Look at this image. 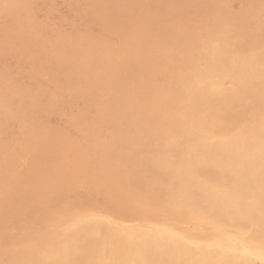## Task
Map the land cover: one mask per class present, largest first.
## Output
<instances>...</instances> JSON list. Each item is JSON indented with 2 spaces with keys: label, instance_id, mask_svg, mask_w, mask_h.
Returning a JSON list of instances; mask_svg holds the SVG:
<instances>
[{
  "label": "rangeland",
  "instance_id": "rangeland-1",
  "mask_svg": "<svg viewBox=\"0 0 264 264\" xmlns=\"http://www.w3.org/2000/svg\"><path fill=\"white\" fill-rule=\"evenodd\" d=\"M0 1H2V3L0 2V16L2 17V18H0V25L2 26V27L0 26V28H2V29H0V31L2 30L0 32L1 33L0 35L4 36V37L0 36V41H1L0 43L2 44V45L0 44V47H1L0 52L2 53V54L0 53V56H3L0 59V61H1L0 62V72H1L0 73V78H1L0 79V90H1L0 91V105H2V106H0V113H1L0 114V116H1V118H0V120H1L0 121V143H1L0 144V159L2 160V161L0 160V178L2 179V180L0 179V184L4 179H6V177L9 181H11V180L15 181V180L21 179L25 176L28 177V174H29V177L33 176V177L37 178L38 175H41L40 173H42L45 168H50L51 170H54V175L50 176L53 178V180L51 179V183H50L51 187H50V191H49L47 198L50 196V194H52V192H53L52 190H56L60 194L62 193L60 195L62 198L59 196L61 202L59 201V204H58V202L53 203L52 200H49L50 199V197H49V199H48L49 201L45 202V204L41 207L40 211H38L39 212L38 215H40L39 219L41 220V222L46 223L48 220L57 219L58 217H61V219L64 220L68 217L77 216L81 213L82 214L85 213V214H92V215L94 214V215L107 216V217L111 218L112 220L117 221L120 227H125V228L131 229V228H138V227L142 226V224H143L142 219L150 217L151 219L153 218L152 219L153 222L158 224V225H166V226H169L171 228H176V229L181 230V231L186 232V233H191V232L195 231L196 222H201V223L210 224V226L214 228V229H210L211 232L212 231H220V232L225 233L226 235L228 234L229 236H234V238L235 237H238V238L244 237L245 239H248L250 241H252V240L264 241V212H262V214L259 216H255L253 214V208L258 207V206H259V208H261V207L264 208V2H263L264 0H259L260 2L258 0H255V1L254 0H241V1L240 0H221V1L220 0H208V1L202 0L203 4H204V2L206 3L204 5L205 7L203 5H201L198 10H192V12L190 11V13H186L183 11L184 12V14H183V12H178V16H174V18L170 19L169 21L156 22L157 24L152 23V21L149 19L148 16H147L148 18L146 17V15H148L149 13L147 10V5H146L147 2L144 0H143L144 3L139 2V4L136 1L137 5H135L134 0H132V1L126 0V2H125V0H113V1L109 0V2H108V0L107 1H105V0H100V1L99 0H71V1H69V0H52V1L51 0H46V1L45 0H35V1L29 0V1H27V0H25L27 2L28 6L26 5L24 0H20L23 3L19 2L18 0H5V1L0 0ZM10 1H12L13 4ZM75 1L77 4L75 3ZM97 1L100 2L101 4L104 1H105V3H103V5H101L99 3L100 4L99 5L97 3ZM152 1L155 2V0H152ZM184 1H187V0H184ZM8 2H10V3H8ZM61 2H63V4ZM93 2H95L97 5ZM116 2L119 3V6H118V3H116ZM124 2H125V4H123ZM129 3L131 5L133 3V5L131 6ZM11 4L14 6H12ZM66 4H67V6H66ZM108 4H111L110 6H112L113 16H112V9ZM114 4L116 6H114ZM57 5H60V7H57ZM73 5L74 6L76 5L75 6L76 8ZM105 5H107V6H105ZM6 6H7V9H5ZM101 6L104 9H102ZM227 6H229V7H227ZM45 7H47V8H45ZM90 7H92V10L89 9ZM95 7H96V9H95ZM97 7L100 8L102 11L100 9H98ZM117 7H118L119 12L117 11ZM215 7H216L217 11L215 10ZM16 8H19V10L18 9L16 10ZM122 8H123V10H121ZM137 8H140V10L141 9L142 10L140 11ZM225 8H227V9H225ZM72 9H75V11L74 10L71 11ZM106 9L107 10L109 9V11H111V13L107 12ZM115 9H116V11H115ZM6 10H7V12H6ZM15 10H16V12H15ZM45 10H46V12H45ZM47 10H48V12H47ZM90 10H91V12H90ZM94 10L96 12H94ZM132 10L133 11L135 10V11L132 12ZM137 10H138V12H137ZM144 10H146L147 12H145ZM207 10L209 12H211V11L212 12L209 13ZM226 10H227V12H226ZM11 11H13V13ZM18 11H20V12H18ZM21 11H23V12H21ZM54 11H56V12H54ZM123 11L125 12V15H124ZM128 11L130 13L127 14ZM197 11H198V14H197ZM82 12L85 14H83ZM104 12H106L108 15ZM135 12H137V13H135ZM239 12H241V13H239ZM91 13H92V15H91ZM119 13L123 14V15L118 16ZM233 13H234V15H232ZM237 13H239V15H237ZM2 14L5 16H3ZM9 14H11V15H9ZM96 14H97V16H95ZM135 14L138 15L137 19L134 17V16H136ZM8 15H9V17L11 16L10 18H12V19L8 18ZM46 15H48V17ZM54 15H56V16H54ZM78 15H80V16H78ZM192 15H194V16H192ZM197 15H199V16H197ZM131 16H133V17H131ZM25 17L28 19H26ZM95 17L96 18L98 17V18L96 19ZM101 17H102V19H104L103 21H102ZM215 17H216V19H215ZM235 17H236V19H234ZM105 18L108 19L109 21L106 20ZM132 18H134V21H135L134 25L135 26L133 25L134 21L132 20ZM145 18H147L148 21ZM188 18H190V19H188ZM251 18H253V19H251ZM1 19H3L2 20L3 23L1 21ZM18 19H19V21H18ZM48 19L50 21H48ZM54 19H56V20H54ZM71 19H73V20H71ZM91 19H92V21H91ZM198 19L200 21L202 20V22H200ZM231 19H233V20H231ZM6 20L10 21V23L7 22ZM11 20L12 21L14 20L15 22L13 21L14 22L13 23ZM78 20H80L79 21L80 23L78 22ZM94 20H95V23H94ZM96 20H97V22H96ZM144 20H145V22H144ZM209 20H210V22H209ZM223 20L226 22H224ZM26 21H27V23H26ZM60 21H62V22H60ZM118 21H120V22H118ZM137 21H138V24H137ZM142 21H143L144 26L142 25ZM240 21H241V23H240ZM258 21H260V22H258ZM150 22L153 25L154 24L155 25L152 26ZM197 22L198 23L200 22V24H197ZM250 22H252V23H250ZM261 22H262V24H261ZM107 23L109 25H112L113 23H115L118 27L115 24H113L112 25L113 28L111 26L108 28L109 25ZM187 23H188V25H186ZM14 24H15V27H14ZM16 24H17V28H16ZM51 24H54V25L49 27ZM99 24H101V25H99ZM136 24L139 25V27ZM140 24H141V26H143L142 28H141ZM160 24H162V25H160ZM164 24L166 25V27H164L165 26ZM234 24H236V26ZM8 25H10V26H8ZM18 25H22V26H18ZM26 25H27V28H26ZM73 25H75V26H73ZM130 25H131V27H130ZM176 25H178V26L175 27ZM259 25H260V27H259ZM148 26H149V28H148ZM182 26L184 27V29ZM189 26H191L192 28ZM74 27H76V28H74ZM119 27L120 28L122 27V28L118 29ZM127 27L129 28V30L127 29ZM230 27L232 29V30L230 29L231 31L229 30ZM5 28H6V30H9V31H7L9 33V35L6 32ZM169 28L170 29L172 28V29L170 30ZM14 29H15V31H13ZM88 29H89V31H88ZM218 29H219V31H217ZM227 29L229 30V32H225ZM254 29H256V30H254ZM35 30H36V32H35ZM53 30H59V31L54 32ZM82 30H84V31H82ZM86 30L88 31V33ZM96 30L98 32H96ZM130 30H132V31H130ZM139 30H142V31H139ZM148 30H150V31H148ZM183 30L185 32H183ZM206 30L208 32H206ZM257 30H259V32ZM10 31H11V33H10ZM106 31H108V32H106ZM119 31L120 32L122 31V32L120 33ZM161 31L163 33H161ZM80 32H82V34H80ZM166 32L169 33V35ZM178 32H179V35H178ZM180 32H181V34H180ZM248 32H250L252 35ZM13 33H15V35ZM54 33H56V34H54ZM69 33H70V35H69ZM122 33H123V35H121ZM133 33L136 36L133 35ZM144 33H145V37H144ZM219 33H220V35H219ZM234 33H235V35H234ZM19 34H20V36H19ZM27 34H29V35H27ZM30 34H32V35H30ZM76 34H77V36L80 35L79 38L76 37ZM101 34L103 36H100ZM174 34L177 35L176 39L175 38L173 39V36L175 37ZM247 34H250L251 36L247 35ZM6 35H8V36L6 37ZM10 35L15 36V37H10ZM53 35H56V37H54ZM163 35L165 37L164 39H163V37H161ZM221 35H223V36H221ZM226 35H227V37H226ZM230 35H232V36H230ZM246 35H247V37H246ZM45 36H48V37H45ZM87 36H89L90 38ZM147 36H150L151 38L147 37ZM38 37H39V39H38ZM190 37H192V39ZM195 37H197V38H195ZM261 37H263V38H261ZM14 38H16V39H14ZM124 38H126V39L124 40ZM149 38L152 39L153 41L152 40L150 41ZM160 38H161L162 42H161V40L158 41V39H160ZM205 38H207V39H205ZM258 38H260V39H258ZM18 39H20L21 41H19ZM26 39H28V41ZM60 39H61V41H60ZM63 39H65V40H63ZM139 39H141V41ZM180 39H181V41H179ZM197 39H199V40H197ZM12 40H15V42ZM241 40L245 44L241 43L242 42ZM22 41L25 44H23ZM80 41H82V42H80ZM128 41H130L131 44H129ZM143 41H145L144 44H143ZM146 41L147 42L149 41V42L147 43ZM175 41H177V42L175 43ZM16 42L17 43L19 42V43L17 44ZM27 42H29L30 44L26 45V44H28ZM50 42H51L52 46H51ZM93 42H95V43H93ZM115 42H116V44H115ZM141 42H142V44H141ZM153 42H155V43H153ZM254 42H256V43H254ZM8 43H9V45H8ZM37 43H40L42 47H40V44H37ZM53 43H57V44L53 45ZM59 43H60V45L62 44L63 46L62 45L60 46ZM71 43H73V44H71ZM133 43H134V45H132ZM178 43H179V45L180 44L181 45L180 46L177 45ZM210 43H211V45H210ZM65 44H67V45H65ZM70 44H71V46H70ZM96 44H98L99 46ZM161 44H163V45H161ZM24 45H25V47H24ZM31 45H32V47H30ZM94 45H96V46H94ZM121 45H124V47ZM150 45L153 47H150ZM21 46H22V48H21ZM54 46H56V47H54ZM129 46H130V48L132 46V48L130 49ZM133 46H135L136 48ZM138 46H140V47H138ZM141 46L143 48H141ZM12 47L14 48V50ZM35 47H36V49H35ZM51 47H53V48H51ZM59 47H61L62 49ZM155 47H156V49H155ZM234 47H236V48H234ZM87 48H88V50H87ZM172 48H174V49H172ZM4 49H6V50H4ZM59 49H61V50L59 51ZM149 49H152L153 51H151ZM184 49H186L187 52ZM145 50H148V51H145ZM160 50H163V51H160ZM192 50L195 52H193ZM174 51L176 54L174 53ZM144 52H146L147 54L146 53L144 54ZM153 52H155V53H153ZM6 53H7L8 57H7ZM193 53H194V55H193ZM29 54H31V55H29ZM41 54H43V56ZM130 54L132 56H130ZM4 55H5V57H4ZM37 55H38V57H37ZM113 55H114V57H113ZM144 55H146V56H144ZM176 55H178V56H176ZM181 55L183 56L184 62L181 61L182 60ZM33 56H35L36 58ZM88 56H90V57H88ZM86 57H88V58H86ZM135 57H136V59H135ZM193 57H194V59H193ZM3 58H5V59L3 60ZM9 58H11V60ZM139 60H141V61H139ZM84 61H86V62H84ZM247 61H249V63ZM3 62H5L6 64H4ZM54 62H56V63H54ZM102 62H103V64H102ZM12 63H14V64H12ZM18 63H20V65ZM36 63H38V65ZM54 64H56V66H53ZM3 65L5 66L4 68H2ZM39 65L42 67H40ZM105 65L107 66L106 68H105ZM131 65L133 68L130 67ZM190 65H191V67H190ZM113 66H114V68H113ZM48 67H49V70H47ZM97 67H98V69H97ZM177 67H178V69H177ZM184 67H185V69L186 68L187 69L185 70ZM188 67H190V68H188ZM32 68H34V69H32ZM69 68H71V69H69ZM108 68H109L110 72L108 71ZM26 69L27 70L30 69L29 72ZM53 69H54V71H57V75H58L57 80L58 81L56 80L57 75L54 74L56 72H54ZM103 69L104 70L106 69V70L103 71ZM127 69H128V72H130V73L127 72ZM131 69H133V70H131ZM38 70H41V71H38ZM42 70H43V72H42ZM72 70H74V71H72ZM97 70H98V72H97ZM170 70L172 71V73L175 71L174 75L171 73ZM30 71H31V74H30ZM66 71H67V73H66ZM118 71H121V72L119 73ZM100 72H102L103 75ZM122 72H123V74H122ZM131 72L134 74L131 75ZM135 72H136V74H135ZM190 72H192L193 74H191ZM90 73H92L93 75H95V74H97V75H95L93 77V75ZM183 73H185V75ZM3 74H4V76H3ZM236 74H238V75H236ZM5 75H6V77H5ZM27 75L28 76L30 75L29 76L30 78L27 77ZM47 75L49 76V78ZM52 75H53L54 79H53ZM110 75L111 76L114 75V77H111ZM125 75H127V76H125ZM134 75H135V77H134ZM60 76H61V79H60ZM97 76L100 79H98ZM105 77H106V79H105ZM110 77H111L112 82L109 80ZM6 78H9V80ZM114 78H115V80H114ZM125 78H127V79H125ZM131 78H133V79H131ZM136 78L137 79L139 78V79L137 80ZM171 78H172V80H171ZM17 79L19 80V82ZM84 79H85V81H84ZM86 80H90L91 82L86 81ZM101 80H103V82ZM106 80L109 81V84ZM125 80H126V82L123 83ZM136 80L139 82H137ZM47 81L48 82L50 81V83H48ZM88 82H89V84H88ZM92 82H93V84H91ZM113 82L116 83L117 85L115 84L116 85L115 86L114 84H112ZM148 82L150 84H148ZM157 82L158 83L163 82V83L158 84ZM76 83H78V84H76ZM174 83L176 85H174ZM100 84H101V86H100V88H98ZM118 84H119V86H118ZM1 85H2V87H1ZM88 85H89V87H87ZM93 85H96V86H93ZM113 85H114V87H113ZM130 85H132V86H130ZM163 85H164V87H163ZM170 85H171V87H170ZM78 86L81 88V90L83 92L85 91L83 93L84 94L83 96H82L81 90ZM165 86H166V88H165ZM175 86H176V88H175ZM8 87H10V89ZM20 87H21V90L19 89ZM54 87H57V88H54ZM83 87H84V90H83ZM92 87H95V88L92 89ZM111 87H112V89H111ZM116 87H117V89H116ZM143 87L144 88L146 87L145 90ZM157 87L159 90L161 88V90H160L161 94L159 93V90L157 89ZM4 88H7L8 90L4 89ZM16 88H18V89H16ZM86 88H87V90H86ZM121 88H123V89H121ZM133 88H134V90H133ZM147 88H149L150 91ZM23 89H24V91H23ZM71 89L74 92H72ZM135 89L136 90L138 89L137 93L133 92V91H135ZM178 90H180V91L178 92ZM40 91H42V92H40ZM86 91H87V93H86ZM119 91H121V92H119ZM165 91L167 93H164ZM168 91L172 95L169 94ZM2 92H5V93H3L4 95L1 94ZM15 92H16V94H14ZM117 92H118V94H117ZM126 92H128L129 96L126 95L127 94ZM131 92L134 93V95H132ZM141 92H143L144 95ZM182 92H183V94H182ZM54 93H56V94L58 93V94L56 95ZM112 93H114L116 95H113ZM130 93H131V95H130ZM153 93H155L154 94L155 96L153 95ZM179 93H180V95H179ZM33 94L35 96H33ZM121 94L122 95L124 94V95L122 96ZM166 94H168V95H166ZM12 95H13V97H12ZM111 95H113V96H111ZM157 95L162 96L164 99L162 97H158ZM2 96L4 97L3 99H1ZM7 96H9V97H7ZM52 96H54V97L57 96V99L53 98ZM77 96L79 99L77 98ZM114 96L117 98L115 99ZM118 96L120 97V99H118L119 98ZM40 97H42L43 99ZM84 97H85V99H84ZM90 97H91V99H90ZM107 97H108V99H107ZM31 98H33L34 101ZM174 98H175V100H174ZM178 98L180 101L178 100ZM181 98H182V100H181ZM11 99L14 102H16V101H18V102L14 103ZM19 99H20V101H19ZM21 99L23 100V102ZM35 99H36V101H35ZM37 99H38V102H37ZM46 99H47V101H46ZM64 99H67V101H65ZM114 99L116 100V102ZM117 99L120 100V102ZM162 99L165 100V102H163ZM108 100H110V101H108ZM128 100H130V101H128ZM131 100H132V102H131ZM159 100L162 102H159ZM170 100H174V101H170ZM7 101L9 102V104L7 103ZM49 101H52V102L49 103ZM166 101L168 103H166ZM36 102L38 105H35ZM86 102H88V103H86ZM100 102H101V104H100ZM126 102L128 105H125ZM153 102H155V103H153ZM41 103H44V105ZM68 103H70V104H68ZM71 103H72V105H71ZM116 103H118V104H116ZM135 103H136L137 108L139 107L137 109L138 113H136ZM138 103H139V105H138ZM148 103H149V105H148ZM173 103H174V105H173ZM39 104L43 107H41ZM57 104L59 106L61 104V106L59 107ZM93 104L95 107L92 106ZM156 104H158L157 106L159 108L156 106ZM96 105L99 109H97ZM102 105H103V108H102ZM110 105L111 106L113 105V106L111 107ZM131 105H132V107H131ZM152 105H153V107H151ZM170 105H173V106L171 107ZM13 106H14V108H13ZM38 106L40 107L39 110H38ZM127 106H128V108H127ZM166 106H168V107H166ZM6 107L10 108V109H7ZM20 107H21V109H20ZM75 107L77 110L75 109ZM80 107H82L83 109L81 108L82 110H79ZM58 108H60V109H58ZM109 108L111 110L113 108V110L111 111ZM115 108H117V110ZM168 108H170V109L168 110ZM48 109L51 111H49ZM160 109H162V110H160ZM3 110H5V112ZM128 110L132 111V112H129ZM133 110H134V112H133ZM16 111L18 113H16ZM47 111H48V113H47ZM52 111L54 113H52ZM56 111H57V113H56ZM64 111H65V113H64ZM77 111L79 114L77 113ZM98 111H100V112L102 111L104 113L102 114V112L100 113ZM159 111L160 112L162 111V112L159 113ZM172 111L173 112L175 111V112L173 113ZM193 111H195V112H193ZM3 112L5 113V115L7 113V115L6 116L3 115L4 114ZM8 112H10V113H8ZM97 112L100 114H97ZM157 112L159 115H161L162 117L164 116V117L163 118L161 116L159 117ZM27 113L30 115H27ZM114 113H116L115 115L117 117L114 115L112 116V114H114ZM130 113L131 114L133 113L134 116L131 115ZM153 113H154V115H153ZM66 114H68V115H66ZM138 114H140L141 117ZM150 114L153 116V119H152V116ZM97 115H99V116H97ZM222 115H224V116H222ZM70 116H71V118L72 117L73 118L71 119ZM129 116H131V117H129ZM146 116L150 117V118H147ZM38 117H40V118H38ZM62 117H64V118H62ZM111 117L113 120L111 119ZM127 117H129V121H127L128 120ZM65 118H67V120ZM100 118H102V119H100ZM104 118H105V120H104ZM118 118H119V120H118ZM38 119H39V121H38ZM78 119H79V121H77ZM92 119L93 120L96 119V120L93 121ZM133 119H134V121H133ZM136 119H137V121H136ZM146 119H148V120H146ZM224 119H226V120L224 121ZM30 120L33 121L34 123L31 122ZM154 120L155 121L157 120V121L155 122ZM98 121H100V122H98ZM107 121H108V123H107ZM135 121L137 122V124ZM7 122H9V123L7 124ZM48 122H50V123H48ZM94 122L95 123L97 122L96 125ZM151 122H153L154 125L151 124ZM233 122H234V124H233ZM36 123H37V125H36ZM43 123H44V125H43ZM80 123H81V125H79ZM93 123H94V125H92ZM23 124H25V125H23ZM49 124H51V126ZM54 124H56L57 128H56V126H54ZM99 124L101 126H103V128ZM107 124H110L112 127L107 125ZM118 124L120 126H118ZM17 125H18V127H17ZM34 126L36 127V129ZM66 126H67V128H66ZM99 126H100V128H99ZM75 127H76V129L74 130ZM134 127H136V128H134ZM22 128H23V131H22ZM136 129H138L139 131ZM52 130H53V132H52ZM66 130H67V132H66ZM89 130H92V131H89ZM150 130L151 131L153 130L154 132L151 133ZM158 130H159V132H158ZM2 131H4L5 133H2ZM87 131L90 133V136H89V133ZM99 131H101V132L99 133ZM143 131H144V133H143ZM9 132H11V133L9 134ZM25 132H26V134H25ZM133 132H134V134H133ZM138 132H139V134L142 132L141 133L142 136L139 135ZM113 133H114V137L112 135ZM148 133H150V134H148ZM28 134L31 135V136H29V139H28ZM33 134H34V136H33ZM48 134H51V135H48ZM98 134H100V135H98ZM117 134H118V136H117ZM124 135H126V136L124 137ZM48 136H50L49 137L50 139H51V137H53L52 138L53 140L52 139L50 140L48 138ZM147 136L149 139H147ZM120 137L123 141L120 139ZM129 137H131V138H129ZM155 137L157 139V142H156ZM159 137L162 140H160ZM25 138H27L28 140ZM56 138H58L59 140ZM100 138H101V140H100ZM115 138H116V140H115ZM124 138H125V140H124ZM23 139H24V141H22ZM39 139L40 140L42 139V140L40 141ZM4 140L6 142H4ZM46 140H49V141L47 142ZM62 140H64L65 142ZM82 140H85V141H82ZM86 140L88 141V143ZM93 140H94V142H93ZM97 140H99L100 142ZM25 141H27V142H25ZM50 141H52L53 143ZM71 141H73V143ZM75 141H76V144H75ZM115 141H116V143H114ZM117 141H118V143H117ZM124 141H126V142H124ZM37 142L40 144H38ZM67 142H68V144H67ZM110 142L112 145H110ZM2 143H3V146H2ZM92 143H94V144H92ZM107 143L111 149L108 148V146L106 145ZM121 143H123L124 146H122ZM125 143L127 146L125 145ZM136 143H137V145L140 143L138 147H137ZM159 143H161V144H159ZM35 144H37V146H35ZM17 145H19L20 147H18ZM51 145H52V147H51ZM94 145H95V147H94ZM103 145H104V147H103ZM152 145H154L153 146L154 149H153ZM210 145H211V147H210ZM54 146H56V147H54ZM98 146H99V148H98ZM11 147H12V149H11ZM53 147L56 149H54ZM80 147H82V148H80ZM85 147L87 148V151H86ZM141 147H143V148H141ZM3 148H5V149H3ZM130 148H131V150H130ZM140 148H141V150H139ZM6 149H7V151H6ZM26 149H27V151H26ZM143 149H145V151ZM158 149H159V151H158ZM45 150H46V152H45ZM62 150L65 153H63ZM104 150H105V152H104ZM109 150L112 152H110ZM151 150H152V152H151ZM191 150L195 151L196 153L192 154ZM32 151H34V152H32ZM40 151L42 153H40ZM70 151H72V153ZM106 151H108V152H106ZM130 151H132V152H130ZM43 152H45L46 154ZM47 152H48V155H47ZM80 152L81 153L83 152V154H81ZM59 153L62 156L61 155L59 156ZM110 153H112V154H110ZM63 154H65V155H63ZM45 155H47L48 157ZM68 156H70V157H68ZM83 156L87 161V162L85 161L87 163L84 165L85 167L83 166V164L85 163V162L83 163V160H84ZM102 156H103V158H102ZM121 156H124V157H121ZM126 156L128 157V159ZM72 157L73 158L75 157V158L73 159ZM79 157H81V158H79ZM31 158H33V160H31ZM46 158H47V160H46ZM95 158L97 161L95 160ZM122 158H124L123 161H122ZM37 159H38V162H37ZM68 159H69V161H68ZM77 159H78V161H77ZM93 159H94V161H93ZM61 160H63L64 162ZM31 161H33V162L31 163ZM42 162H44V163H42ZM79 162H81V163L79 164ZM112 162H114V163H112ZM62 163H64V164H62ZM66 163H68V165H66ZM99 163H100V165H99ZM59 164H61V165H59ZM2 165H4V166H2ZM46 165L48 167H46ZM53 165L56 167H54ZM79 165H82V167ZM111 165H113L112 166L113 168L111 167ZM117 165H118V167H116ZM119 165L121 167L122 166H124V167L119 168L120 167ZM90 166L91 167L93 166L92 167L93 169ZM23 167H25V168H23ZM105 167H106V170H105ZM61 168H63V169H61ZM81 168L82 169L84 168V169L82 170ZM30 169L33 170V172H31ZM40 169H42V170H40ZM62 170H65V171H62ZM94 170H95V172H94ZM101 170H102V172H101ZM109 170L111 171L112 174L109 172ZM116 170H118V171H116ZM128 170H130V171H128ZM139 170H141V171L139 172ZM13 171H14V174H13ZM76 171H77V174H76ZM107 171H108V175H107ZM122 171H124V172H122ZM64 172H65V174H64ZM69 172H70V174H69ZM92 172L95 173L96 176L93 174L95 176V178L92 175ZM104 172H105V174H104ZM4 173H6L8 175H5ZM22 173L24 176L22 175ZM25 173H26V175H25ZM100 173H102V176ZM118 173L120 176L117 175ZM136 173H138V175ZM106 175H107V177H106ZM110 175H112V176H110ZM129 175L132 177H130ZM140 175H144V176L141 177ZM12 176H14V177L12 178ZM16 176H17V179H15ZM54 176H56V177H54ZM88 176H90L89 177L90 180H88L89 179ZM18 177H21V178H18ZM61 177H63V178H61ZM96 177L98 179L97 182L100 184L101 187H100V191L98 192V194H96V196H94L95 197L94 200L87 201L85 199L86 201H84L83 204L81 202V205H79V206L75 203L70 204V201L71 202H73V201L71 199L69 200V197L73 193H74L73 195L79 194L77 196L83 200H84L83 197H85V198L87 197L88 192L86 190L92 184V182L96 181ZM139 177H140V180H138ZM143 177H144V179H142ZM67 178H69L71 181ZM105 178H108L109 180L105 179ZM101 179H102V181H101ZM88 181H90V182H88ZM29 183H34V182H29ZM86 183H88L89 186H88V184L86 185ZM54 184H56V185H54ZM109 184H111V185H109ZM117 184H118V186H117ZM119 184L120 185L123 184V186L125 185L124 186L125 188L123 186H120ZM138 184H139V186H138ZM102 185H103V187H102ZM127 185H129L131 188ZM54 186H56V187H54ZM52 187L54 189H52ZM71 187L73 188V190L71 189ZM107 187L111 188V189H107ZM121 187H123V188H121ZM84 189H86V190H84ZM129 189L132 193L129 191ZM104 190H106V191H104ZM118 190H120V191H118ZM146 190H147V192H146ZM111 191H113L115 194ZM127 192H128V194H127ZM69 193H71V194H69ZM83 193H84V195H83ZM100 193L102 195H100ZM132 194L136 198L131 196ZM140 194L142 195V197L140 196ZM124 195H125V197H124ZM143 195H144V197H143ZM6 198H7L6 195H4L2 192H0V201H1L0 202V208L5 205V203L7 201ZM153 198H155V199H153ZM158 198H160V199H158ZM52 199H53V195H52ZM64 199H65V204H64ZM95 199L97 201H95ZM106 199H107V201H106ZM171 199H173V200L171 201ZM2 200H3V202H2ZM124 201H125V203H124ZM49 202L50 203L52 202V203L50 204ZM1 203H3V204H1ZM72 204H73V206H72ZM94 204L96 206H94ZM62 206H63V208H62ZM86 206H88V207H86ZM117 206H119V207H117ZM162 206H164V207H162ZM89 207H91V208H89ZM60 208H62V209L60 210ZM126 208H127V210H126ZM51 209H53V211ZM104 209H105V211H104ZM163 209H164V211H163ZM123 210H125V211H123ZM132 210L134 211V213ZM160 210H162V211L160 212ZM121 211H123V212H121ZM111 212H113V213H111ZM118 213H120V214H118ZM125 213L127 215L129 214V215H133V216L128 217ZM121 215H123V216H121ZM47 217L49 219H47ZM125 218L126 219L129 218V219L126 220ZM132 219H134V220H132ZM132 222H134V223H132ZM34 227H33V230H34L35 234L40 232L38 226H36L35 228ZM2 232H5V233L9 234L10 236L13 235L12 238L14 236L18 237V238L14 237V239H16L15 241H17L20 237V231L16 228L6 229L5 231H2ZM119 236L121 237V235L120 234L118 235V240L116 239L113 241V244H115V245L106 251L105 257H102V256L99 257V254H97L98 251H96V252L87 251L86 253H85V251L77 252L76 255L74 256L73 264H82L81 261L83 262V264H85V263L86 264H90V263L91 264H103V263L104 264H138L139 258L143 257L144 255L147 258V264H202V262L207 257H210V258L213 257L214 258L216 256V254L214 253V251H215L214 248H209L207 252L203 251L200 254L194 253V254H189V255H183V253H185V252L182 253V249L179 251L176 247L173 248V247L168 246L162 253H160L159 251H153V253H152L151 251L154 249L153 242L149 239H143V240H140L138 242V248L134 247V249L130 251V253H132V255H131V258L129 259L128 255H130V253L126 254L125 249H124V242H122L123 243L122 250L119 249V252L117 250H115L117 248L116 245H118V243L120 241H122ZM108 239H109V235H105L104 240H108ZM90 243H92L90 237L83 235V236H81L79 248L80 247L82 248V246H83V248L90 247L93 244V243L92 244H90ZM21 245H22V243L19 245L18 244H12V245H10V247L7 248V251H17ZM191 250H192V248H191ZM7 251H5V252H7ZM11 253H13V252H11ZM83 253H85V254H83ZM8 257L9 256H7V258L6 257L2 258L0 261V264L1 263L2 264H6V263L10 264L12 262V259H10L11 255L9 258ZM8 259L10 261H8ZM78 259H80V260H78ZM211 264H213V262Z\"/></svg>",
  "mask_w": 264,
  "mask_h": 264
},
{
  "label": "bare ground",
  "instance_id": "bare-ground-1",
  "mask_svg": "<svg viewBox=\"0 0 264 264\" xmlns=\"http://www.w3.org/2000/svg\"><path fill=\"white\" fill-rule=\"evenodd\" d=\"M5 1V0H4ZM19 2H22V1H20V0H18ZM25 1V0H24ZM27 1H29V0H27ZM35 1V0H34ZM46 1V0H45ZM52 1V0H51ZM69 1H71V0H69ZM100 1V0H99ZM105 1H107V0H105ZM105 1L103 2V3H105ZM113 1V0H112ZM132 1V0H131ZM136 1H137V3L139 4V2H142V3H144V1H146L147 2V10H148V15H146V17L148 16L149 17V19L152 21V23H156V22H161V21H169L170 19H172V18H174V16H178V12H186V13H190V11L192 12V10H198L199 8H200V6L201 5H205L206 3L204 2V4H203V2H202V0H187V1H184V0H155V2L154 1H152V0H134V2H135V5H137L136 4ZM208 1V0H207ZM221 1V0H220ZM241 1V0H240ZM255 1V0H254ZM259 1V0H258ZM257 1V2H258ZM1 3H2V1H0ZM10 2H12V1H10ZM10 2H8V3H10ZM32 2V1H31ZM44 2V1H43ZM108 2H109V0H108ZM111 2V1H110ZM121 2V1H120ZM125 2H126V0H125ZM125 2L123 3V4H125ZM216 2V1H215ZM252 2V1H251ZM260 2V1H259ZM264 2V1H263ZM6 3V2H5ZM17 3V2H16ZM23 3V2H22ZM25 3H26V5L28 6V4H27V2L25 1ZM33 3V2H32ZM48 3V2H47ZM62 4H63V2H61ZM75 3H76V1H75ZM79 3V2H78ZM93 3H95V2H93ZM97 3L99 4L100 2H98L97 1ZM103 3L101 4V5H103ZM116 3H118V2H116ZM253 3V2H252ZM12 4H13V2H12ZM11 4V5H12ZM19 4V3H18ZM17 4V5H18ZM21 4V3H20ZM34 4V3H33ZM77 4V3H76ZM85 4V3H84ZM88 4V3H87ZM92 4V3H91ZM90 4V5H91ZM96 4V3H95ZM99 4V5H100ZM128 4V3H127ZM130 4V3H129ZM263 4V3H262ZM4 5V4H3ZM9 5V4H8ZM24 5V4H23ZM32 5V4H31ZM69 5V4H68ZM79 5V4H78ZM89 5V4H88ZM94 5V4H93ZM97 5V4H96ZM109 6L111 5V4H108ZM131 5V4H130ZM132 5H133V3H132ZM131 5V6H132ZM134 5V6H135ZM142 5V4H141ZM10 6V5H9ZM8 6V7H9ZM12 6H14V5H12ZM16 6V5H15ZM26 6V7H27ZM47 6V5H46ZM66 6H67V4H66ZM74 6V5H73ZM76 6V5H75ZM74 6V7H75ZM86 6V5H85ZM105 6H107V5H105ZM114 6H116L115 4H114ZM118 6H119V3H118ZM140 6V5H139ZM3 7V6H2ZM30 7V6H29ZM33 7V6H32ZM40 7V6H39ZM57 7H60V5H57ZM64 7V6H63ZM84 7V6H83ZM82 7V8H83ZM87 7V6H86ZM89 7V6H88ZM99 7V6H98ZM97 7V8H98ZM102 7V6H101ZM111 7V9H112V6H110ZM122 7V6H121ZM136 7V6H135ZM205 7V6H204ZM227 7H229V6H227ZM14 8V7H13ZM28 8V7H27ZM26 8V9H27ZM37 8V7H36ZM45 8H47V7H45ZM50 8V7H49ZM54 8V7H53ZM76 8V7H75ZM78 8V7H77ZM106 8V7H105ZM116 8V7H115ZM128 8V7H127ZM132 8V7H131ZM142 8V7H141ZM256 8V7H255ZM5 9H7V6H6V8ZM4 9V10H5ZM15 9V8H14ZM19 10V8H16V10ZM21 9V8H20ZM42 9V8H41ZM85 9V8H84ZM88 9V8H87ZM86 9V10H87ZM89 9H91L92 10V7H90ZM95 9H96V7H95ZM98 9H100V8H98ZM102 9H104L103 7H102ZM125 9V8H124ZM129 9V8H128ZM127 9V10H128ZM133 9V8H132ZM137 9H139L140 10V8H137ZM143 9V8H142ZM141 9V10H142ZM146 9V8H145ZM203 9V8H202ZM210 9V8H209ZM219 9V8H218ZM221 9V8H220ZM225 9H227V8H225ZM230 9V8H229ZM16 10H15V12H16ZM37 10V9H36ZM59 10V9H58ZM63 10V9H62ZM61 10V11H62ZM69 10V9H68ZM75 11V9H72L71 11ZM79 10V9H78ZM83 10V9H82ZM91 10H90V12H91ZM101 10V9H100ZM99 10V11H100ZM107 10V9H106ZM121 10H123V8L121 9ZM140 10V11H141ZM215 10H216V7H215ZM234 10V9H233ZM43 11V10H42ZM80 11V10H79ZM98 11V10H97ZM102 11V10H101ZM104 11V10H103ZM115 11H116V9H115ZM117 11L119 12V10H118V7H117ZM126 11V10H125ZM135 11V10H134ZM133 10H132V12H134ZM145 12H147L146 10H144ZM202 11V10H201ZM208 11V10H207ZM214 11V10H213ZM217 11V10H216ZM215 11V12H216ZM222 11V10H221ZM232 11V10H231ZM230 11V12H231ZM6 12H7V10H6ZM12 13H13V11H11ZM18 12H20V11H18ZM21 12H23V11H21ZM39 12V11H38ZM44 12V11H43ZM45 12H46V10H45ZM47 12H48V10H47ZM50 12V11H49ZM52 12V11H51ZM54 12H56V11H54ZM94 12H96L95 10H94ZM107 12H110L111 13V11H109V9L107 10ZM124 12V11H123ZM137 12H138V10H137ZM137 12H135V13H137ZM184 12H183V14H184ZM209 12V11H208ZM212 12V11H211ZM211 12H209V13H211ZM225 12V11H224ZM226 12H227V10H226ZM242 12V11H241ZM241 12H239V13H241ZM75 13V12H74ZM83 13V12H82ZM93 13V12H92ZM92 13H91V15H92ZM104 13H106V12H104ZM103 13V14H104ZM109 13V14H110ZM128 13H130L129 11L127 12V14ZM205 13V12H204ZM203 13V14H204ZM214 13V12H213ZM218 13V12H217ZM235 13V12H234ZM234 13L232 14V15H234ZM239 13H237V15H239ZM243 13V12H242ZM15 14V13H14ZM40 14V13H39ZM54 14V13H53ZM63 14V13H62ZM83 14H85V13H83ZM89 14V13H88ZM95 14V13H94ZM98 14V13H97ZM97 14L95 15V16H97ZM107 14V13H106ZM134 14V13H133ZM144 14V13H143ZM197 14H198V11H197ZM236 14V13H235ZM244 14V13H243ZM3 15V14H2ZM9 15H11V14H9ZM9 15H8V18H10L9 17ZM75 15V14H74ZM87 15V14H86ZM101 15V14H100ZM108 15V14H107ZM123 14H118V16H122ZM124 15H125V12H124ZM130 15V14H129ZM128 15V16H129ZM136 16H134L136 19H137V14H135ZM181 15V14H180ZM189 15V14H188ZM196 15V14H195ZM211 15V14H210ZM3 16H5V15H3ZM27 16V15H26ZM47 17H48V15H46ZM54 16H56V15H54ZM78 16H80V15H78ZM99 16V15H98ZM104 16V15H103ZM112 16H113V9H112ZM192 16H194V15H192ZM197 16H199V15H197ZM202 16V15H201ZM204 16V15H203ZM208 16V15H207ZM222 16V15H221ZM220 16V17H221ZM236 16V15H235ZM241 16V15H240ZM14 17V16H13ZM21 17V16H20ZM106 17V16H105ZM115 17V16H114ZM124 17V16H123ZM127 17V16H126ZM131 17H133V16H131ZM130 17V18H131ZM140 17V16H139ZM147 17V18H148ZM182 17V16H181ZM186 17V16H185ZM190 17V16H189ZM206 17V16H205ZM209 17V16H208ZM242 17V16H241ZM240 17V18H241ZM255 17V16H254ZM0 18H2L1 16H0ZM18 18V17H17ZM16 18V19H17ZM23 18V17H22ZM26 18V17H25ZM41 18V17H40ZM45 18V17H44ZM53 18V17H52ZM68 18V17H67ZM84 18V17H83ZM89 18V17H88ZM92 18V17H91ZM94 18V17H93ZM96 18V17H95ZM98 18V17H97ZM96 18V19H97ZM147 18H145L146 20H147ZM201 18V17H200ZM203 18V17H202ZM213 18V17H212ZM239 18V19H240ZM244 18V17H243ZM260 18V17H259ZM10 19H12V18H10ZM21 19V18H20ZM26 19H28V18H26ZM43 19V18H42ZM59 19V18H58ZM62 19V18H61ZM70 19V18H69ZM75 19V18H74ZM77 19V18H76ZM81 19V18H80ZM101 19H102V17H101ZM100 19V20H101ZM106 19V18H105ZM110 19V18H109ZM113 19V18H112ZM119 19V18H118ZM124 19V18H123ZM135 19V20H136ZM180 19V18H179ZM184 19V18H183ZM188 19H190V18H188ZM194 19V18H193ZM215 19H216V17H215ZM224 19V18H223ZM234 19H236V17L234 18ZM251 19H253V18H251ZM3 19H1V21H2ZM15 20V19H14ZM13 20V21H14ZM54 20H56V19H54ZM64 20V19H63ZM62 20V21H63ZM71 20H73V19H71ZM70 20V21H71ZM104 19H102V21H103ZM106 20H108V19H106ZM117 20V19H116ZM115 20V21H116ZM121 20V19H120ZM132 20L134 21V18H132ZM199 20V19H198ZM197 20V21H198ZM214 20V19H213ZM231 20H233V19H231ZM249 20V19H248ZM247 20V21H248ZM257 20V19H256ZM7 21V20H6ZM12 21V20H11ZM12 21V22H13ZM17 21V20H16ZM18 21H19V19H18ZM28 21V20H27ZM27 21H26V23H27ZM48 21H50L49 19H48ZM58 21V20H57ZM62 21H60V22H62ZM80 20H78V22H79ZM83 21V20H82ZM88 21V20H87ZM91 21H92V19H91ZM109 21V20H108ZM113 21V20H112ZM114 21V22H115ZM123 21V20H122ZM129 21V20H128ZM148 21V20H147ZM173 21V20H172ZM186 21V20H185ZM191 21V20H190ZM200 21V20H199ZM219 21V20H218ZM221 21V20H220ZM224 21V20H223ZM228 21V20H227ZM7 22H9L10 23V21H7ZM15 22V21H14ZM13 22V23H14ZM43 22V21H42ZM45 22V21H44ZM72 22V21H71ZM70 22V23H71ZM76 22V21H75ZM74 22V23H75ZM96 22H97V20H96ZM118 22H120V21H118ZM132 22V21H131ZM144 22H145V20H144ZM177 22V21H176ZM179 22V21H178ZM200 22H202V20L200 21ZM200 22L198 23L197 22V24H200ZM209 22H210V20H209ZM224 22H226V21H224ZM231 22V21H230ZM246 22V21H245ZM258 22H260V21H258ZM2 23H3V21H2ZM21 23V22H20ZM52 23V22H51ZM69 23V24H70ZM80 23V22H79ZM87 23V22H86ZM94 23H95V20H94ZM101 23V22H100ZM109 23V22H108ZM107 23V24H108ZM133 23V22H132ZM141 23V22H140ZM151 23V22H150ZM151 23V25L152 26H154L153 24ZM164 23V22H163ZM167 23V22H166ZM174 23V22H173ZM189 23V22H188ZM188 23L186 24V25H188ZM237 23V22H236ZM240 23H241V21H240ZM250 23H252V22H250ZM7 24V23H6ZM19 24V23H18ZM33 24V23H32ZM48 24V23H47ZM66 24V23H65ZM64 24V25H65ZM85 24V23H84ZM88 24V23H87ZM97 24V23H96ZM106 24V23H105ZM112 24V23H111ZM113 24H115V23H113ZM112 24V25H113ZM121 24V23H120ZM135 24V21H134V23H133V25ZM137 24H138V21H137ZM136 24V25H137ZM147 24V23H146ZM157 24V23H156ZM203 24V23H202ZM213 24V23H212ZM219 24V23H218ZM225 24V23H224ZM229 24V23H228ZM261 24H262V22H261ZM4 25V24H3ZM12 25V24H11ZM23 25V24H22ZM22 25H18V26H22ZM54 24H51L49 27H51V26H53ZM79 25V24H78ZM86 25V24H85ZM99 25H101V24H99ZM98 25V26H99ZM109 25V24H108ZM112 25H109L108 26V28L111 26L112 27ZM116 25V24H115ZM142 25H143V21H142ZM160 25H162V24H160ZM159 25V26H160ZM165 25V24H164ZM163 25V26H164ZM182 25V24H181ZM185 25V26H186ZM205 25V24H204ZM208 25V24H207ZM235 26H236V24H234ZM1 26V25H0ZM8 26H10V25H8ZM13 26V25H12ZM66 26V25H65ZM73 26H75V25H73ZM88 26V25H87ZM90 26V25H89ZM94 26V25H93ZM117 26V25H116ZM120 26V25H119ZM128 26V25H127ZM135 26V25H134ZM138 27H139V25H137ZM136 26V27H137ZM140 26H141V24H140ZM144 26V25H143ZM143 26H141V28L143 27ZM150 26V25H149ZM149 26H148V28H149ZM157 26V25H156ZM169 26V25H168ZM178 25H176L175 27H177ZM180 26V25H179ZM192 26V25H191ZM191 26H189V27H191ZM198 26V25H197ZM196 26V27H197ZM212 26V25H211ZM224 26V25H223ZM231 26V25H230ZM238 26V25H237ZM2 27V26H1ZM14 27H15V24H14ZM80 27V26H79ZM86 27V26H85ZM107 27V26H106ZM118 27V26H117ZM116 27V28H117ZM130 27H131V25H130ZM151 27V26H150ZM162 27V26H161ZM164 27H166V25L164 26ZM183 27V26H182ZM195 27V28H196ZM208 27V26H207ZM206 27V28H207ZM218 27V26H217ZM255 27V26H254ZM253 27V28H254ZM259 27H260V25H259ZM16 28H17V24H16ZM19 28V27H18ZM26 28H27V25H26ZM35 28V27H34ZM58 28V27H57ZM74 28H76V27H74ZM84 28V27H83ZM99 28V27H98ZM105 28V27H104ZM113 28V27H112ZM111 28V29H112ZM122 28V27H121ZM120 27L118 28V29H121ZM160 28V27H159ZM168 28V27H167ZM192 28V27H191ZM190 28V29H191ZM0 29H2V28H0ZM4 29V28H3ZM30 29V28H29ZM72 29V28H71ZM85 29V28H84ZM92 29V28H91ZM96 29V28H95ZM117 29V30H118ZM124 29V28H123ZM127 29L129 30V28L127 27ZM137 29V28H136ZM139 29V28H138ZM146 29V28H145ZM163 29V28H162ZM165 29V28H164ZM170 29V28H169ZM172 29V28H171ZM170 29V30H171ZM183 29H184V27H183ZM220 29V28H219ZM219 29L217 30V31H219ZM231 29V27L229 28V30ZM5 30H6V28H5ZM12 30V29H11ZM34 30V29H33ZM61 30V29H60ZM67 30V29H66ZM73 30V29H72ZM103 30V29H102ZM101 30V31H102ZM109 30V29H108ZM125 30V29H124ZM153 30V29H152ZM151 30V31H152ZM166 30V29H165ZM175 30V29H174ZM221 30V29H220ZM228 30V29H227ZM225 31V32H229V30L228 31ZM232 30V29H231ZM230 30V31H231ZM253 30V29H252ZM254 30H256V29H254ZM2 31V30H1ZM0 31V32H1ZM7 31H9V30H6V32ZM13 31H15V29L13 30ZM29 31V30H28ZM54 32H56V31H59V30H53ZM82 31H84V30H82ZM87 31V30H86ZM85 31V32H86ZM88 31H89V29H88ZM88 31H87V33H88ZM130 31H132V30H130ZM139 31H142V30H139ZM148 31H150V30H148ZM159 31V30H158ZM164 31V30H163ZM176 31V30H175ZM180 31V30H179ZM182 31V30H181ZM190 31V30H189ZM196 31V30H195ZM215 31V30H214ZM245 31V30H244ZM249 31V30H248ZM258 32H259V30H257ZM30 32V31H29ZM35 32H36V30H35ZM50 32V31H49ZM61 32V31H60ZM63 32V31H62ZM69 32V31H68ZM71 32V31H70ZM78 32V31H77ZM91 32V31H90ZM96 32H98L97 30H96ZM106 32H108V31H106ZM120 32V31H119ZM122 32V31H121ZM120 32V33H121ZM129 32V31H128ZM135 32V31H134ZM145 32V31H144ZM169 32V31H168ZM183 32H185L184 30H183ZM206 32H208L207 30H206ZM213 32V31H212ZM243 32V31H242ZM3 33V32H2ZM8 33V32H7ZM10 33H11V31H10ZM16 33V32H15ZM15 33H13L14 35H15ZM21 33V32H20ZM25 33V32H24ZM67 33V32H66ZM76 33V32H75ZM93 33V32H92ZM112 33V32H111ZM114 33V32H113ZM118 33V32H117ZM125 33V32H124ZM132 33V32H131ZM139 33V32H138ZM154 33V32H153ZM161 33H163L162 31H161ZM167 33V32H166ZM173 33V32H172ZM177 33V32H176ZM187 33V32H186ZM196 33V32H195ZM236 33V32H235ZM235 33H234V35H235ZM248 33H250V32H248ZM255 33V32H254ZM262 33V32H261ZM1 34V33H0ZM33 34V33H32ZM32 34H30V35H32ZM54 34H56V33H54ZM65 34V33H64ZM80 34H82V32H80ZM86 34V33H85ZM94 34V33H93ZM103 34V33H102ZM100 35V36H103V35ZM109 34V33H108ZM119 34V33H118ZM126 34V33H125ZM137 34V33H136ZM158 34V33H157ZM168 35H169V33H167ZM180 34H181V32H180ZM206 34V33H205ZM210 34V33H209ZM215 34V33H214ZM222 34V33H221ZM228 34V33H227ZM237 34V33H236ZM243 34V33H242ZM246 34V33H245ZM251 34V33H250ZM250 34H247V35H250ZM5 35V34H4ZM8 35H9V33H8ZM8 35H6V37L8 36ZM27 35H29V34H27ZM47 35V34H46ZM69 35H70V33H69ZM87 35V34H86ZM96 35V34H95ZM121 35H123V33L121 34ZM120 35V36H121ZM130 35V34H129ZM133 35H135L134 33H133ZM149 35V34H148ZM153 35V34H152ZM159 35V34H158ZM166 35V34H165ZM167 35V36H168ZM175 35V34H174ZM178 35H179V32H178ZM183 35V34H182ZM181 35V36H182ZM218 35V34H217ZM219 35H220V33H219ZM225 35V34H224ZM233 35V36H234ZM240 35V34H239ZM247 35H246V37H247ZM252 35V34H251ZM250 35V36H251ZM255 35V34H254ZM261 35V34H260ZM0 36H3V35H0ZM19 36H20V34H19ZM54 37H56V35H53ZM72 36V35H71ZM80 36V35H79ZM79 36H77V34H76V37H78L79 38ZM112 36V35H111ZM127 36V35H126ZM125 36V37H126ZM136 36V35H135ZM140 36V35H139ZM171 36V35H170ZM176 36L177 35H175V37L173 36V39L175 38L176 39ZM221 36H223V35H221ZM230 36H232V35H230ZM229 36V37H230ZM244 36V35H243ZM263 36V35H262ZM4 37V36H3ZM10 37H15V36H12V35H10ZM17 37V36H16ZM27 37V36H26ZM29 37V36H28ZM41 37V36H40ZM45 37H48V36H45ZM59 37V36H58ZM61 37V36H60ZM69 37V36H68ZM67 37V38H68ZM82 37V36H81ZM85 37V36H84ZM87 37H89V36H87ZM144 37H145V33H144ZM147 37H150V36H147ZM159 37V36H158ZM157 37V38H158ZM161 37H163V39L165 38L164 37V35L163 36H161ZM185 37V36H184ZM189 37V36H188ZM207 37V36H206ZM226 37H227V35H226ZM255 37V36H254ZM19 38V37H18ZM90 38V37H89ZM135 38V37H134ZM151 38V37H150ZM149 38V39H150ZM155 38V37H154ZM178 38V37H177ZM191 39H192V37H190ZM195 38H197V37H195ZM225 38V37H224ZM249 38V37H248ZM261 38H263V37H261ZM14 39H16V38H14ZM38 39H39V37H38ZM126 38H124V40H125ZM128 39V38H127ZM144 39V38H143ZM146 39V38H145ZM171 39V38H170ZM187 39V38H186ZM205 39H207V38H205ZM212 39V38H211ZM220 39V38H219ZM226 39V38H225ZM250 39V38H249ZM258 39H260V38H258ZM4 40V39H3ZM19 41H21L20 39H18ZM27 41H28V39H26ZM63 40H65V39H63ZM106 40V39H105ZM121 40V39H120ZM129 40V39H128ZM138 40V39H137ZM140 41H141V39H139ZM152 39H150V41H151ZM161 40V38L160 39H158V41H160ZM197 40H199V39H197ZM227 40V39H226ZM12 41H14L15 42V40H12ZM57 41V40H56ZM60 41H61V39H60ZM88 41V40H87ZM90 41V40H89ZM133 41V40H132ZM153 41V40H152ZM157 41V42H158ZM168 41V40H167ZM179 41H181V39L179 40ZM185 41V40H184ZM229 41V40H228ZM242 41V40H241ZM245 41V40H244ZM1 42V41H0ZM23 42V41H22ZM44 42V41H43ZM77 42V41H76ZM80 42H82V41H80ZM91 42V41H90ZM98 42V41H97ZM124 42V41H123ZM126 42V41H125ZM129 42V44H131V42L130 41H128ZM144 42L145 41H143V44H144ZM147 42V41H146ZM149 42V41H148ZM147 42V43H148ZM161 42H162V40H161ZM171 42V41H170ZM174 42V41H173ZM177 41H175V43H176ZM183 42V41H182ZM187 42V41H186ZM196 42V41H195ZM205 42V41H204ZM217 42V41H216ZM230 42V41H229ZM240 42V41H239ZM249 42V41H248ZM11 43V42H10ZM17 43V42H16ZM19 43V42H18ZM17 43V44H18ZM21 43V42H20ZM28 44H26V45H29L30 43L29 42H27ZM67 43V42H66ZM86 43V42H85ZM93 43H95V42H93ZM99 43V42H98ZM121 43V42H120ZM119 43V44H120ZM153 43H155V42H153ZM164 43V42H163ZM188 43V42H187ZM241 43H244L243 41L241 42ZM250 43V42H249ZM254 43H256V42H254ZM263 43V42H262ZM1 44V43H0ZM23 44H25L24 42H23ZM37 44H40V43H37ZM44 44V43H43ZM50 44H51V42H50ZM54 44H57V43H53V45ZM69 44V43H68ZM71 44H73V43H71ZM71 44H70V46H71ZM115 44H116V42H115ZM118 44V45H119ZM122 44V43H121ZM141 44H142V42H141ZM140 44V45H141ZM150 44V43H149ZM174 44V43H173ZM207 44V43H206ZM205 44V45H206ZM245 44V43H244ZM2 45V44H1ZM4 45V44H3ZM8 45H9V43H8ZM59 45H60V43H59ZM62 45V44H61ZM60 45V46H61ZM65 45H67V44H65ZM75 45V44H74ZM77 45V44H76ZM90 45V44H89ZM93 45V44H92ZM96 45H98V44H96ZM96 45H94V46H96ZM125 45V44H124ZM124 45H121V46H123L124 47ZM127 45V44H126ZM132 45H134V43L132 44ZM136 45V44H135ZM161 45H163V44H161ZM166 45V44H165ZM170 45V44H169ZM177 45H179V43L177 44ZM181 45V44H180ZM179 45V46H180ZM193 45V44H192ZM202 45V44H201ZM210 45H211V43H210ZM249 45V44H248ZM7 46V45H6ZM13 46V45H12ZM17 46V45H16ZM20 46V45H19ZM39 46V45H38ZM49 46V45H48ZM51 46H52V44H51ZM63 46V45H62ZM99 46V45H98ZM97 46V47H98ZM128 46V45H127ZM147 46V45H146ZM168 46V45H167ZM166 46V47H167ZM173 46V45H172ZM176 46V45H175ZM185 46V45H184ZM11 47V46H10ZM24 47H25V45H24ZM28 47V46H27ZM30 47H32V45L30 46ZM37 47V46H36ZM36 47H35V49H36ZM40 47H42L41 46V44H40ZM54 47H56V46H54ZM69 47V46H68ZM90 47V46H89ZM92 47V46H91ZM108 47V46H107ZM133 47H135V46H133ZM138 47H140V46H138ZM148 47V46H147ZM150 47H153V46H151L150 45ZM160 47V46H159ZM202 47V46H201ZM256 47V46H255ZM258 47V46H257ZM1 48V47H0ZM8 48V47H7ZM13 48V47H12ZM21 48H22V46H21ZM39 48V47H38ZM51 48H53V47H51ZM59 48H61V47H59ZM70 48V47H69ZM73 48V47H72ZM129 48H130V46H129ZM131 48H132V46H131ZM130 48V49H131ZM136 48V47H135ZM141 48H143L142 46H141ZM165 48V47H164ZM181 48V47H180ZM179 48V49H180ZM188 48V47H187ZM234 48H236V47H234ZM246 48V47H245ZM28 49V48H27ZM40 49V48H39ZM62 49V48H61ZM61 49H59V51L61 50ZM78 49V48H77ZM91 49V48H90ZM104 49V48H103ZM138 49V48H137ZM155 49H156V47H155ZM167 49V48H166ZM165 49V50H166ZM172 49H174V48H172ZM196 49V48H195ZM200 49V48H199ZM251 49V48H250ZM4 50H6V49H4ZM13 50H14V48H13ZM21 50V49H20ZM58 50V49H57ZM64 50V49H63ZM66 50V49H65ZM83 50V49H82ZM87 50H88V48H87ZM92 50V49H91ZM97 50V49H96ZM95 50V51H96ZM108 50V49H107ZM144 50V49H143ZM149 50H151V51H153L152 49H149ZM186 52H187V50L186 49H184ZM197 50V49H196ZM206 50V49H205ZM247 50V49H246ZM249 50V49H248ZM253 50V49H252ZM255 50V49H254ZM2 51V50H1ZM26 51V50H25ZM90 51V50H89ZM98 51V50H97ZM117 51V50H116ZM133 51V50H132ZM131 51V52H132ZM137 51V50H136ZM145 51H148V50H145ZM159 51V50H158ZM160 51H163V50H160ZM167 51V50H166ZM177 51V50H176ZM193 51V50H192ZM199 51V50H198ZM203 51V50H202ZM201 51V52H202ZM257 51V50H256ZM4 52V51H3ZM8 52V51H7ZM18 52V51H17ZM62 52V51H61ZM103 52V51H102ZM113 52V51H112ZM129 52V51H128ZM134 52V51H133ZM142 52V51H141ZM193 52H195V51H193ZM1 53V52H0ZM9 53V52H8ZM14 53V52H13ZM16 53V52H15ZM40 53V52H39ZM44 53V52H43ZM139 53V52H138ZM146 52H144V54H145ZM152 53V52H151ZM153 53H155V52H153ZM160 53V52H159ZM171 53V52H170ZM174 53H175V51H174ZM241 53V52H240ZM256 53V52H255ZM2 54V53H1ZM114 54V53H113ZM133 54V53H132ZM136 54V53H135ZM147 54V53H146ZM150 54V53H149ZM158 54V53H157ZM176 54V53H175ZM178 54V53H177ZM182 54V53H181ZM6 55H7V53H6ZM20 55V54H19ZM28 55V54H27ZM29 55H31V54H29ZM33 55V54H32ZM42 56H43V54H41ZM50 55V54H49ZM48 55V56H49ZM67 55V54H66ZM128 55V54H127ZM171 55V54H170ZM193 55H194V53H193ZM197 55V54H196ZM238 55V54H237ZM84 56V55H83ZM95 56V55H94ZM112 56V55H111ZM130 56H132L131 54H130ZM129 56V57H130ZM136 56V55H135ZM144 56H146V55H144ZM153 56V55H152ZM173 56V55H172ZM176 56H178V55H176ZM182 56V55H181ZM252 56V55H251ZM3 56H0V59L2 58ZM4 57H5V55H4ZM7 57H8V55H7ZM14 57V56H13ZM33 57H35V56H33ZM37 57H38V55H37ZM40 57V56H39ZM80 57V56H79ZM88 57H90V56H88ZM88 57H86V58H88ZM98 57V56H97ZM113 57H114V55H113ZM134 57V56H133ZM204 57V56H203ZM238 57V56H237ZM12 58V57H11ZM11 58H9L10 60H11ZM16 58V57H15ZM23 58V57H22ZM32 58V57H31ZM36 58V57H35ZM139 58V57H138ZM145 58V57H144ZM182 58V60L181 61H183V56L181 57ZM245 58V57H244ZM5 58H3V60H4ZM8 59V58H7ZM20 59V58H19ZM90 59V58H89ZM98 59V58H97ZM135 59H136V57H135ZM193 59H194V57H193ZM240 59V58H239ZM14 60V59H13ZM21 60V59H20ZM31 60V59H30ZM36 60V59H35ZM40 60V59H39ZM82 60V59H81ZM93 60V59H92ZM91 60V61H92ZM177 60V59H176ZM186 60V59H185ZM243 60V59H242ZM6 61V60H5ZM34 61V60H33ZM37 61V60H36ZM46 61V60H45ZM100 61V60H99ZM124 61V60H123ZM133 61V60H132ZM139 61H141V60H139ZM174 61V60H173ZM187 61V60H186ZM185 61V62H186ZM197 61V60H196ZM195 61V62H196ZM1 62V61H0ZM12 62V61H11ZM22 62V61H21ZM28 62V61H27ZM61 62V61H60ZM84 62H86V61H84ZM118 62V61H117ZM116 62V63H117ZM135 62V61H134ZM133 62V63H134ZM184 62V61H183ZM242 62V61H241ZM248 63H249V61H247ZM4 64H6L5 62H3ZM8 63V62H7ZM45 63V62H44ZM54 63H56V62H54ZM58 63V62H57ZM107 63V62H106ZM123 63V62H122ZM127 63V62H126ZM170 63V62H169ZM9 64V63H8ZM12 64H14V63H12ZM19 65H20V63H18ZM37 65H38V63H36ZM47 64V63H46ZM61 64V63H60ZM76 64V63H75ZM102 64H103V62H102ZM101 64V65H102ZM105 64V63H104ZM125 64V63H124ZM180 64V63H179ZM191 64V63H190ZM197 64V63H196ZM241 64V63H240ZM33 65V64H32ZM41 65V64H40ZM39 65V66H40ZM59 65V64H58ZM127 65V64H126ZM130 65V64H129ZM135 65V64H134ZM170 65V64H169ZM184 65V64H183ZM188 65V64H187ZM47 66V65H46ZM53 66H56V64H54ZM98 66V65H97ZM5 66L3 65V67L2 68H4ZM23 67V66H22ZM30 67V66H29ZM33 67V66H32ZM40 67H42V66H40ZM39 67V68H40ZM82 67V66H81ZM94 67V66H93ZM96 67V66H95ZM101 67V66H100ZM107 66L105 65V68H106ZM121 67V66H120ZM127 67V66H126ZM130 67H132V65L130 66ZM136 67V66H135ZM190 67H191V65H190ZM190 67H188V68H190ZM10 68V67H9ZM24 68V67H23ZM31 68V67H30ZM66 68V67H65ZM113 68H114V66H113ZM124 68V67H123ZM133 68V67H132ZM7 69V68H6ZM5 69V70H6ZM25 69V68H24ZM32 69H34V68H32ZM43 69V68H42ZM63 69V68H62ZM61 69V70H62ZM69 69H71V68H69ZM79 69V68H78ZM83 69V68H82ZM97 69H98V67H97ZM177 69H178V67H177ZM181 69V68H180ZM184 69H185V67H184ZM187 69V68H186ZM185 69V70H186ZM242 69V68H241ZM11 70V69H10ZM15 70V69H14ZM19 70V69H18ZM27 70V69H26ZM30 70V69H29ZM29 70H27L28 72H29ZM47 70H49V67H48V69ZM76 70V69H75ZM88 70V69H87ZM106 70V69H105ZM104 69H103V71H105ZM122 70V69H121ZM130 70V69H129ZM131 70H133V69H131ZM135 70V69H134ZM172 70V69H171ZM170 70V71H171ZM194 70V69H193ZM236 70V69H235ZM2 71V70H1ZM38 71H41V70H38ZM53 71H54V69H53ZM72 71H74V70H72ZM79 71V70H78ZM81 71V70H80ZM83 71V70H82ZM95 71V70H94ZM101 71V70H100ZM108 71H109V68H108ZM113 71V70H112ZM111 71V72H112ZM36 72V71H35ZM42 72H43V70H42ZM54 72H56V73H54V74H56L57 75V71H54ZM77 72V71H76ZM91 72V71H90ZM97 72H98V70H97ZM110 72V71H109ZM119 73L121 72V71H118ZM124 72V71H123ZM123 72H122V74H123ZM127 72H128V69H127ZM137 72V71H136ZM136 72H135V74H136ZM175 72V71H174ZM174 72L172 73V71H171V73L174 75ZM1 73V72H0ZM18 73V72H17ZM27 73V72H26ZM37 73V72H36ZM41 73V72H40ZM61 73V72H60ZM66 73H67V71H66ZM71 73V72H70ZM79 73V72H78ZM101 74H102V72H100ZM128 73H130V72H128ZM138 73V72H137ZM143 73V72H142ZM169 73V72H168ZM182 73V72H181ZM180 73V74H181ZM191 74H193L192 72H190ZM247 73V72H246ZM30 74H31V71H30ZM51 74V73H50ZM53 74V73H52ZM62 74V73H61ZM76 74V73H75ZM90 74H92V73H90ZM89 74V75H90ZM95 74V73H94ZM99 74V73H98ZM113 74V73H112ZM116 74V73H115ZM132 74H134V73H132L131 72V75ZM179 74V73H178ZM184 75H185V73H183ZM40 75V74H39ZM43 75V74H42ZM49 75V74H48ZM47 75V76H48ZM60 75V74H59ZM63 75V74H62ZM65 75V74H64ZM71 75V74H70ZM80 75V74H79ZM88 75V76H89ZM93 75V74H92ZM95 75H97V74H95ZM95 75H93V77L95 76ZM103 75V74H102ZM106 75V74H105ZM109 75V74H108ZM121 75V74H120ZM128 75V74H127ZM127 75H125V76H127ZM236 75H238V74H236ZM3 76H4V74H3ZM12 76V75H11ZM18 76V75H17ZM30 76V75H29ZM28 75H27V77H29ZM34 76V75H33ZM74 76V75H73ZM76 76V75H75ZM99 76V75H98ZM97 76V78L98 79H100L99 77ZM111 76V75H110ZM117 76V75H116ZM141 76V75H140ZM143 76V75H142ZM171 76V75H170ZM192 76V75H191ZM5 77H6V75H5ZM15 77V76H14ZM32 77V76H31ZM46 77V76H45ZM52 77H53V75H52ZM101 77V76H100ZM111 77H114V75L113 76H111ZM111 77H110V81H111ZM134 77H135V75H134ZM173 77V76H172ZM179 77V76H178ZM236 77V76H235ZM13 78V77H12ZM17 78V77H16ZM30 78V77H29ZM34 78V77H33ZM42 78V77H41ZM48 78H49V76H48ZM57 78H58V75H57V77H56V80H57ZM77 78V77H76ZM84 78V77H83ZM129 78V77H128ZM169 78V77H168ZM181 78V77H180ZM184 78V77H183ZM182 78V79H183ZM1 79V78H0ZM6 79H8L9 80V78H6ZM35 79V78H34ZM53 79H54V77H53ZM60 79H61V76H60ZM78 79V78H77ZM87 79V78H86ZM92 79V78H91ZM97 79V80H98ZM105 79H106V77H105ZM118 79V78H117ZM124 79V78H123ZM125 79H127V78H125ZM131 79H133V78H131ZM130 79V80H131ZM137 79V78H136ZM139 79V78H138ZM137 79V80H138ZM176 79V78H175ZM186 79V78H185ZM189 79V78H188ZM14 80V79H13ZM18 80V79H17ZM28 80V79H27ZM41 80V79H40ZM104 80V79H103ZM103 80H101L102 82H103ZM108 80V79H107ZM106 80V81H107ZM113 80V79H112ZM114 80H115V78H114ZM119 80V79H118ZM129 80V81H130ZM136 80V81H137ZM145 80V79H144ZM149 80V79H148ZM171 80H172V78H171ZM177 80V79H176ZM2 81V80H1ZM12 81V80H11ZM21 81V80H20ZM54 81V80H53ZM58 81V80H57ZM71 81V80H70ZM69 81V82H70ZM83 81V80H82ZM81 81V82H82ZM84 81H85V79H84ZM86 81H89V82H91L90 80H86ZM94 81V80H93ZM100 81V80H99ZM120 81V80H119ZM185 81V80H184ZM240 81V80H239ZM245 81V80H244ZM18 82H19V80H18ZM48 82V81H47ZM66 82V81H65ZM89 82H88V84H89ZM108 82V84H109V81H107ZM112 82V81H111ZM116 82V81H115ZM126 82V80L123 82V83H125ZM131 82V81H130ZM133 82V81H132ZM135 82V81H134ZM137 82H139V81H137ZM154 82V81H153ZM152 82V83H153ZM167 82V81H166ZM172 82V81H171ZM183 82V81H182ZM181 82V83H182ZM5 83V82H4ZM16 83V82H15ZM48 83H50V81L48 82ZM80 83V82H79ZM83 83V82H82ZM87 83V82H86ZM98 83V82H97ZM145 83V82H144ZM158 83V82H157ZM161 83V82H160ZM160 83H158V84H160ZM163 83V82H162ZM161 83V84H162ZM179 83V82H178ZM13 84V83H12ZM40 84V83H39ZM62 84V83H61ZM71 84V83H70ZM76 84H78V83H76ZM91 84H93V82L91 83ZM107 84V83H106ZM112 84H116V83H112ZM122 84V83H121ZM129 84V83H128ZM148 84H150L149 82H148ZM154 84V83H153ZM157 84V85H158ZM170 84V83H169ZM6 85V84H5ZM16 85V84H15ZM23 85V84H22ZM26 85V84H25ZM30 85V84H29ZM63 85V84H62ZM74 85V84H73ZM82 85V84H81ZM86 85V84H85ZM98 85V84H97ZM105 85V84H104ZM114 85H113V87H114ZM117 85V84H116ZM115 85V86H116ZM152 85V84H151ZM174 85H176L175 83H174ZM179 85V84H178ZM7 86V85H6ZM28 86V85H27ZM91 86V85H90ZM93 86H96V85H93ZM100 86H101V84L99 85V87L98 88H100ZM118 86H119V84H118ZM128 86V85H127ZM130 86H132V85H130ZM150 86V85H149ZM162 86V85H161ZM167 86V85H166ZM166 86H165V88H166ZM173 86V85H172ZM185 86V85H184ZM1 87H2V85H1ZM11 87V86H10ZM10 87H8L9 89H10ZM14 87V86H13ZM12 87V88H13ZM18 87V86H17ZM39 87V86H38ZM67 87V86H66ZM74 87V86H73ZM79 87V86H78ZM77 87V88H78ZM87 87H89V85L87 86ZM105 87V86H104ZM103 87V88H104ZM122 87V86H121ZM125 87V86H124ZM163 87H164V85H163ZM162 87V88H163ZM170 87H171V85H170ZM178 87V86H177ZM180 87V86H179ZM11 88V89H12ZM31 88V87H30ZM40 88V87H39ZM54 88H57V87H54ZM62 88V87H61ZM68 88V87H67ZM80 88V87H79ZM78 88V89H79ZM91 88V87H90ZM93 88H95V87H92V89ZM120 88V87H119ZM129 88V87H128ZM131 88V87H130ZM144 88V87H143ZM146 88V87H145ZM145 88H144V90H145ZM150 88V87H149ZM149 88H147L148 90H149ZM154 88V87H153ZM175 88H176V86H175ZM174 88V89H175ZM4 89H7V88H4ZM16 89H18V88H16ZM20 90H21V87L19 88ZM41 89V88H40ZM50 89V88H49ZM111 89H112V87H111ZM110 89V90H111ZM116 89H117V87H116ZM121 89H123V88H121ZM132 89V88H131ZM155 89V88H154ZM157 89H158V87H157ZM168 89V88H167ZM172 89V88H171ZM178 89V88H177ZM8 90V89H7ZM13 90V89H12ZM11 90V91H12ZM15 90V89H14ZM19 90V91H20ZM27 90V89H26ZM38 90V89H37ZM47 90V89H46ZM58 90V89H57ZM69 90V89H68ZM72 90V89H71ZM75 90V89H74ZM80 90H81V88H80ZM79 90V91H80ZM83 90H84V87H83ZM86 90H87V88H86ZM96 90V89H95ZM125 90V89H124ZM123 90V91H124ZM133 90H134V88H133ZM138 90V89H137ZM137 90L135 89V91H133V92H136L137 93ZM156 90V89H155ZM159 90V89H158ZM160 90H161V88H160ZM160 90H159V93L161 94V92H160ZM165 90V89H164ZM169 90V89H168ZM1 91V90H0ZM23 91H24V89H23ZM43 91V90H42ZM42 91H40V92H42ZM97 91V90H96ZM127 91V90H126ZM130 91V90H129ZM143 91V90H142ZM150 91V90H149ZM170 91V90H169ZM168 91V92H169ZM180 90H178V92H179ZM36 92V91H35ZM48 92V91H47ZM50 92V91H49ZM72 92H74L73 90H72ZM85 92V91H84ZM82 90H81V93H82V96L84 95L83 93H84ZM119 92H121V91H119ZM139 92V91H138ZM146 92V91H145ZM177 92V91H176ZM185 92V91H184ZM249 92V91H248ZM3 93H5V92H2L1 94L2 95H4ZM10 93V92H9ZM8 93V94H9ZM24 93V92H23ZM61 93V92H60ZM59 93V94H60ZM86 93H87V91H86ZM110 93V92H109ZM115 93V92H114ZM114 93H112L113 95H116V94H114ZM127 94L126 95H128V92H126ZM132 93V92H131ZM131 93H130V95H131ZM143 95H144V93L143 92H141ZM151 93V92H150ZM156 93V92H155ZM155 93H153V95L155 94ZM164 93H167L166 91L164 92ZM175 93V92H174ZM181 93V92H180ZM180 93H179V95H180ZM14 94H16V92L14 93ZM18 94V93H17ZM52 94V93H51ZM54 94H56V93H54ZM58 94V93H57ZM56 94V95H57ZM90 94V93H89ZM94 94V93H93ZM101 94V93H100ZM117 94H118V92H117ZM120 94V93H119ZM169 94H171L170 92H169ZM182 94H183V92H182ZM248 94V93H247ZM43 95V94H42ZM48 95V94H47ZM62 95V94H61ZM87 95V94H86ZM92 95V94H91ZM113 95H111V96H113ZM122 95V94H121ZM124 95V94H123ZM122 95V96H123ZM132 95H134V93H132ZM166 95H168V94H166ZM172 95V94H171ZM244 95V94H243ZM33 96H35L34 94H33ZM50 96V95H49ZM93 96V95H92ZM107 96V95H106ZM129 96V95H128ZM147 96V95H146ZM155 96V95H154ZM158 96V95H157ZM156 96V97H157ZM178 96V95H177ZM176 96V97H177ZM197 96V95H196ZM233 96V95H232ZM7 97H9V96H7ZM12 97H13V95H12ZM39 97V96H38ZM53 98H56L57 99V96L56 97H54V96H52ZM119 97V96H118ZM131 97V96H130ZM133 97V96H132ZM148 97V96H147ZM153 97V96H152ZM158 97H162V96H158ZM166 97V96H165ZM245 97V96H244ZM4 97L2 96V98L1 99H3ZM40 98H42V97H40ZM65 98V97H64ZM75 98V97H74ZM77 98H78V96H77ZM89 98V97H88ZM114 98L116 99L117 97H115L114 96ZM122 98V97H121ZM124 98V97H123ZM134 98V97H133ZM149 98V97H148ZM154 98V97H153ZM152 98V99H153ZM163 98V97H162ZM167 98V97H166ZM171 98V97H170ZM6 99V98H5ZM4 99V100H5ZM14 99V98H13ZM33 101H34V99L33 98H31ZM39 99V98H38ZM38 99H37V102H38ZM43 99V98H42ZM71 99V98H70ZM76 99V98H75ZM79 99V98H78ZM77 99V100H78ZM84 99H85V97H84ZM90 99H91V97H90ZM107 99H108V97H107ZM106 99V100H107ZM114 99V100H115ZM118 99H120V97L118 98ZM117 99V100H118ZM125 99V98H124ZM127 99V98H126ZM132 99V98H131ZM157 99V98H156ZM164 99V98H163ZM162 99V100H163ZM232 99V98H231ZM7 100V99H6ZM9 100V99H8ZM12 100V99H11ZM22 100V99H21ZM50 100V99H49ZM65 101H67V99H64ZM105 100V99H104ZM113 100V101H114ZM147 100V99H146ZM168 100V99H167ZM174 100H175V98H174ZM174 100H170V101H174ZM177 100V99H176ZM178 100H179V98H178ZM181 100H182V98H181ZM13 101V100H12ZM19 101H20V99H19ZM35 101H36V99H35ZM46 101H47V99H46ZM72 101V100H71ZM99 101V100H98ZM108 101H110V100H108ZM107 101V102H108ZM112 101V100H111ZM119 102H120V100H118ZM117 101V102H118ZM123 101V100H122ZM125 101V100H124ZM128 101H130V100H128ZM137 101V100H136ZM144 101V100H143ZM151 101V100H150ZM169 101V100H168ZM180 101V100H179ZM178 101V102H179ZM11 102V101H10ZM14 102V101H13ZM18 101H16V102H14V103H17ZM22 102H23V100H22ZM37 102H36V104L35 105H38L37 104ZM40 102V101H39ZM45 102V101H44ZM50 102H52V101H49V103ZM77 102V101H76ZM106 102V103H107ZM115 102H116V100H115ZM131 102H132V100H131ZM148 102V101H147ZM159 102H162V101H160L159 100ZM158 102V103H159ZM163 102H165V100H163ZM176 102V101H175ZM7 103L9 104V102L7 101ZM6 103V104H7ZM21 103V102H20ZM47 103V102H46ZM57 103V102H56ZM63 103V102H62ZM85 103V102H84ZM86 103H88V102H86ZM93 103V102H92ZM125 103V102H124ZM150 103V102H149ZM149 103H148V105H149ZM153 103H155V102H153ZM166 103H168L167 101H166ZM172 103V102H171ZM180 103V102H179ZM5 104V105H6ZM13 104V103H12ZM11 104V105H12ZM41 104H43L44 105V103H41ZM52 104V103H51ZM68 104H70V103H68ZM100 104H101V102H100ZM116 104H118V103H116ZM152 104V103H151ZM40 105V104H39ZM58 105V104H57ZM63 105V104H62ZM71 105H72V103H71ZM99 105V104H98ZM109 105V104H108ZM125 105H128L127 104V102H126V104ZM133 105V104H132ZM132 105H131V107H132ZM138 105H139V103H138ZM147 105V104H146ZM158 104H156V106H157ZM162 105V104H161ZM167 105V104H166ZM173 105H174V103H173ZM173 105H170L171 107L173 106ZM178 105V104H177ZM0 106H2V105H0ZM7 106V105H6ZM24 106V105H23ZM33 106V105H32ZM41 106V105H40ZM48 106V105H47ZM59 106V105H58ZM60 106H61V104H60ZM59 106V107H60ZM93 107H95L94 106V104L92 105ZM105 106V105H104ZM111 106V105H110ZM113 106V105H112ZM111 106V107H112ZM115 106V105H114ZM135 106H136V103H135ZM176 106V105H175ZM237 106V105H236ZM5 107V106H4ZM37 107V106H36ZM41 107H43V106H41ZM46 107V106H45ZM51 107V106H50ZM71 107V106H70ZM83 107V106H82ZM82 107H80V109L79 110H82L83 108ZM87 107V106H86ZM96 107H97V105H96ZM117 107V106H116ZM119 107V106H118ZM142 107V106H141ZM148 107V106H147ZM151 107H153V105L151 106ZM158 107V106H157ZM166 107H168V106H166ZM177 107V106H176ZM175 107V108H176ZM2 108V107H1ZM7 108V107H6ZM13 108H14V106H13ZM12 108V109H13ZM17 108V107H16ZM15 108V109H16ZM39 106H38V110H39ZM74 108V107H73ZM82 108V109H81ZM102 108H103V105H102ZM114 108V107H113ZM113 108H112V110H113ZM120 108V107H119ZM122 108V107H121ZM126 108V107H125ZM127 108H128V106H127ZM139 108V107H138ZM137 106H136V113H138L137 112ZM143 108V107H142ZM141 108V109H142ZM159 108V107H158ZM231 108V107H230ZM7 109H10V108H7ZM20 109H21V107H20ZM58 109H60V108H58ZM57 109V110H58ZM75 109H76V107H75ZM97 109H99L98 107H97ZM110 109V108H109ZM116 110H117V108H115ZM114 109V110H115ZM154 109V108H153ZM157 109V108H156ZM155 109V110H156ZM170 108H168V110H169ZM177 109V108H176ZM19 110V109H18ZM17 110V111H18ZM36 110V109H35ZM44 110V109H43ZM49 110V109H48ZM70 110V109H69ZM77 110V109H76ZM88 110V109H87ZM111 110V109H110ZM111 110V111H112ZM160 110H162V109H160ZM4 112H5V110H3ZM7 111V110H6ZM16 111V113H18ZM20 111V110H19ZM49 111H51V110H49ZM104 111V110H103ZM129 111V110H128ZM148 111V110H147ZM146 111V112H147ZM151 111V110H150ZM165 111V110H164ZM3 112V113H4ZM88 112V111H87ZM98 112H100V111H98ZM97 112V114H100V113H98ZM105 112V111H104ZM104 112H102V114L104 113ZM123 112V111H122ZM129 112H132V111H129ZM133 112H134V110H133ZM149 112V111H148ZM162 112V111H161ZM160 111H159V113H161ZM173 112V111H172ZM175 112V111H174ZM173 112V113H174ZM193 112H195V111H193ZM8 113H10V112H8ZM13 113V112H12ZM45 113V112H44ZM47 113H48V111H47ZM50 113V112H49ZM52 113H54L53 111H52ZM56 113H57V111H56ZM61 113V112H60ZM59 113V114H60ZM63 113V112H62ZM64 113H65V111H64ZM69 113V112H68ZM77 113H78V111H77ZM90 113V112H89ZM88 113V114H89ZM94 113V112H93ZM119 113V112H118ZM127 113V112H126ZM165 113V112H164ZM1 114V113H0ZM46 114V113H45ZM79 114V113H78ZM87 114V113H86ZM92 114V113H91ZM96 114V113H95ZM110 114V113H109ZM116 113H114V114H112V116L114 115V116H116L115 115ZM128 114V113H127ZM131 114V113H130ZM129 114V115H130ZM148 114V113H147ZM156 114V113H155ZM157 114H158V112H157ZM3 115H5V113L3 114ZM6 115H7V113H6ZM5 115V116H6ZM17 115V114H16ZM27 115H30V114H28L27 113ZM65 115V114H64ZM66 115H68V114H66ZM77 115V114H76ZM83 115V114H82ZM106 115V114H105ZM111 115V114H110ZM109 115V116H110ZM120 115V114H119ZM131 115H133V113L131 114ZM139 116H140V114H138ZM143 115V114H142ZM151 115V114H150ZM153 115H154V113H153ZM159 115V114H158ZM157 115V116H158ZM13 116V115H12ZM15 116V115H14ZM81 116V115H80ZM97 116H99V115H97ZM127 116V115H126ZM134 116V115H133ZM138 116V117H139ZM149 116V115H148ZM152 116V115H151ZM156 116V117H157ZM161 115H159V117H160ZM222 116H224V115H222ZM3 117V116H2ZM21 117V116H20ZM25 117V116H24ZM30 117V116H29ZM32 117V116H31ZM59 117V116H58ZM76 117V116H75ZM93 117V116H92ZM95 117V116H94ZM104 117V116H103ZM117 117V116H116ZM124 117V116H123ZM129 117H131V116H129ZM129 117H127L128 118V120L127 121H129ZM136 117V116H135ZM141 117V116H140ZM145 117V116H144ZM147 117V116H146ZM155 117V116H154ZM162 117V116H161ZM164 117V116H163ZM162 117V118H163ZM166 117V116H165ZM227 117V116H226ZM230 117V116H229ZM0 118H1V116H0ZM5 118V117H4ZM17 118V117H16ZM23 118V117H22ZM21 118V119H22ZM38 118H40V117H38ZM62 118H64V117H62ZM70 118H71V116H70ZM73 118V117H72ZM71 118V119H72ZM77 118V117H76ZM96 118V117H95ZM109 118V117H108ZM114 118V117H113ZM122 118V117H121ZM133 118V117H132ZM147 118H150V117H147ZM161 118V119H162ZM167 118V117H166ZM6 119V118H5ZM8 119V118H7ZM29 119V118H28ZM58 119V118H57ZM66 120H67V118H65ZM91 119V118H90ZM100 119H102V118H100ZM111 119H112V117H111ZM116 119V118H115ZM123 119V118H122ZM125 119V118H124ZM152 119H153V116H152ZM156 119V118H155ZM159 119V118H158ZM160 119V120H161ZM170 119V118H169ZM229 119V118H228ZM232 119V118H231ZM4 120V119H3ZM85 120V119H84ZM93 120V119H92ZM96 119H94L93 121H95ZM104 120H105V118H104ZM113 120V119H112ZM117 120V119H116ZM118 120H119V118H118ZM146 120H148V119H146ZM164 120V119H163ZM162 120V121H163ZM226 119H224V121H225ZM1 121V120H0ZM8 121V120H7ZM11 121V120H10ZM20 121V120H19ZM24 121V120H23ZM29 121V120H28ZM31 121V120H30ZM38 121H39V119H38ZM60 121V120H59ZM70 121V120H69ZM73 121V120H72ZM77 121H79V119L77 120ZM82 121V120H81ZM124 121V120H123ZM126 121V122H127ZM133 121H134V119H133ZM136 121H137V119H136ZM135 121V122H136ZM153 121V120H152ZM155 121V120H154ZM157 121V120H156ZM155 121V122H156ZM229 121V120H228ZM4 122V121H3ZM31 122H33V121H31ZM37 122V121H36ZM83 122V121H82ZM85 122V121H84ZM92 122V121H91ZM98 122H100V121H98ZM102 122V121H101ZM114 122V121H113ZM120 122V121H119ZM154 122V123H155ZM167 122V121H166ZM9 122H7V124H8ZM13 123V122H12ZM30 123V122H29ZM34 123V122H33ZM39 123V122H38ZM48 123H50V122H48ZM59 123V122H58ZM57 123V124H58ZM63 123V122H62ZM76 123V122H75ZM95 123V122H94ZM94 123L92 124V125H94ZM97 123V122H96ZM96 123H95V125H96ZM103 123V122H102ZM107 123H108V121H107ZM111 123V122H110ZM129 123V122H128ZM127 123V124H128ZM140 123V122H139ZM150 123V122H149ZM165 123V122H164ZM6 124V123H5ZM20 124V123H19ZM40 124V123H39ZM61 124V123H60ZM78 124V123H77ZM76 124V125H77ZM84 124V123H83ZM88 124V123H87ZM101 124V123H100ZM99 124V125H100ZM113 124V123H112ZM136 124H137V122H136ZM151 124H153V122H151ZM160 124V123H159ZM166 124V123H165ZM233 124H234V122H233ZM23 125H25V124H23ZM35 125V124H34ZM36 125H37V123H36ZM43 125H44V123H43ZM46 125V124H45ZM50 126H51V124H49ZM48 125V126H49ZM79 125H81V123L79 124ZM107 125H109V126H111L110 124H107ZM115 125V124H114ZM141 125V124H140ZM154 125V124H153ZM161 125V124H160ZM225 125V124H224ZM9 126V125H8ZM53 126V125H52ZM54 126H56V124H54ZM63 126V125H62ZM72 126V125H71ZM98 126V125H97ZM101 126V125H100ZM100 126H99V128H100ZM118 126H120L119 124H118ZM122 126V125H121ZM142 126V125H141ZM145 126V125H144ZM162 126V125H161ZM160 126V127H161ZM3 127V126H2ZM17 127H18V125H17ZM35 127V126H34ZM41 127V126H40ZM74 127V126H73ZM78 127V126H77ZM85 127V126H84ZM90 127V126H89ZM102 128H103V126H101ZM112 127V126H111ZM110 127V128H111ZM132 127V126H131ZM140 127V126H139ZM154 127V126H153ZM225 127V126H224ZM56 128H57V126H56ZM66 128H67V126H66ZM116 128V127H115ZM114 128V129H115ZM119 128V127H118ZM134 128H136V127H134ZM138 128V127H137ZM141 128V127H140ZM149 128V127H148ZM227 128V127H226ZM5 129V128H4ZM35 129H36V127H35ZM52 129V128H51ZM59 129V128H58ZM61 129V128H60ZM76 129V127L74 128V130ZM80 129V128H79ZM78 129V130H79ZM82 129V128H81ZM84 129V128H83ZM88 129V128H87ZM86 129V130H87ZM90 129V128H89ZM117 129V128H116ZM122 129V128H121ZM126 129V128H125ZM150 129V128H149ZM148 129V130H149ZM153 129V128H152ZM156 129V128H155ZM9 130V129H8ZM7 130V131H8ZM19 130V129H18ZM43 130V129H42ZM57 130V129H56ZM99 130V129H98ZM106 130V129H105ZM123 130V129H122ZM136 130H138V129H136ZM141 130V129H140ZM22 131H23V128H22ZM33 131V130H32ZM59 131V130H58ZM80 131V130H79ZM82 131V130H81ZM89 131H92V130H89ZM97 131V130H96ZM113 131V130H112ZM126 131V130H125ZM139 131V130H138ZM157 131V130H156ZM155 131V132H156ZM171 131V130H170ZM12 132V131H11ZM11 132H9V134L11 133ZM20 132V131H19ZM27 132V131H26ZM26 132H25V134H26ZM36 132V131H35ZM52 132H53V130H52ZM66 132H67V130H66ZM65 132V133H66ZM83 132V131H82ZM85 132V131H84ZM88 132V131H87ZM94 132V131H93ZM98 132V131H97ZM101 131H99V133H100ZM110 132V131H109ZM122 132V131H121ZM150 132L152 133V132H154L153 130L151 131L150 130ZM158 132H159V130H158ZM157 132V133H158ZM2 133H5L4 131H2ZM21 133V132H20ZM32 133V132H31ZM30 133V134H31ZM89 133V132H88ZM115 133V132H114ZM114 133L112 134L113 135V137H114ZM117 133V132H116ZM125 133V132H124ZM127 133V132H126ZM130 133V132H129ZM142 133V132H141ZM141 133L139 134V132H138V134L139 135H141ZM143 133H144V131H143ZM62 134V133H61ZM82 134V133H81ZM94 134V133H93ZM111 134V133H110ZM119 134V133H118ZM118 134H117V136H118ZM133 134H134V132H133ZM148 134H150V133H148ZM24 135V134H23ZM38 135V134H37ZM48 135H51V134H48ZM57 135V134H56ZM88 135V134H87ZM96 135V134H95ZM98 135H100V134H98ZM123 135V134H122ZM147 135V134H146ZM153 135V134H152ZM157 135V134H156ZM161 135V134H160ZM163 135V134H162ZM14 136V135H13ZM12 136V137H13ZM29 136H31V135H29L28 134V139H29ZM33 136H34V134H33ZM64 136V135H63ZM83 136V135H82ZM89 136H90V133H89ZM109 136V135H108ZM126 135H124V137H125ZM142 136V135H141ZM140 136V137H141ZM7 137V136H6ZM5 137V138H6ZM24 137V136H23ZM22 137V138H23ZM27 137V136H26ZM50 136H48V138H49ZM76 137V136H75ZM84 137V136H83ZM100 137V136H99ZM98 137V138H99ZM112 137V136H111ZM139 137V136H138ZM144 137V136H143ZM146 137V136H145ZM153 137V136H152ZM158 137V136H157ZM162 137V136H161ZM14 138V137H13ZM31 138V137H30ZM47 138V137H46ZM53 137H51V139H52ZM65 138V137H64ZM74 138V137H73ZM88 138V137H87ZM96 138V137H95ZM119 138V137H118ZM129 138H131V137H129ZM137 138V137H136ZM160 138V137H159ZM205 138V137H204ZM4 139V138H3ZM25 139H27V138H25ZM27 139V140H28ZM44 139V138H43ZM50 139V138H49ZM50 139V140H51ZM56 139H58V138H56ZM92 139V138H91ZM108 139V138H107ZM106 139V140H107ZM120 139H121V137H120ZM135 139V138H134ZM145 139V138H144ZM147 139H149L148 138V136H147ZM155 139H156V137H155ZM154 139V140H155ZM15 140V139H14ZM34 140V139H33ZM40 140V139H39ZM42 140V139H41ZM40 140V141H41ZM53 140V139H52ZM59 140V139H58ZM61 140V139H60ZM100 140H101V138H100ZM114 140V139H113ZM115 140H116V138H115ZM118 140V139H117ZM122 140V139H121ZM124 140H125V138H124ZM133 140V139H132ZM136 140V139H135ZM134 140V141H135ZM160 140H162L161 138H160ZM2 141V140H1ZM22 141H24V139L22 140ZM21 141V142H22ZM38 141V140H37ZM47 142L49 141V140H46ZM62 141H64V140H62ZM82 141H85V140H82ZM87 141V140H86ZM97 141H99V140H97ZM104 141V140H103ZM111 141V140H110ZM123 141V140H122ZM121 141V142H122ZM133 141V142H134ZM137 141V140H136ZM139 141V140H138ZM151 141V140H150ZM3 142V141H2ZM4 142H6L5 140H4ZM17 142V141H16ZM15 142V143H16ZM25 142H27V141H25ZM43 142V141H42ZM50 142H52V141H50ZM61 142V141H60ZM65 142V141H64ZM63 142V143H64ZM72 143H73V141H71ZM93 142H94V140H93ZM100 142V141H99ZM107 142V141H106ZM112 142V141H111ZM111 142H110V145H112L111 144ZM124 142H126V141H124ZM141 142V141H140ZM155 142V141H154ZM156 142H157V139H156ZM14 143V142H13ZM36 143V142H35ZM38 143V142H37ZM53 143V142H52ZM62 143V142H61ZM87 143H88V141H87ZM104 143V142H103ZM114 143H116V141L114 142ZM117 143H118V141H117ZM129 143V142H128ZM150 143V142H149ZM1 144V143H0ZM38 144H40V143H38ZM51 144V143H50ZM67 144H68V142H67ZM75 144H76V141H75ZM92 144H94V143H92ZM122 144V146H124L123 145V143H121ZM140 144V143H139ZM139 144L137 145V143H136V145H137V147L139 146ZM143 144V143H142ZM141 144V145H142ZM145 144V143H144ZM147 144V143H146ZM152 144V143H151ZM158 144V143H157ZM159 144H161V143H159ZM9 145V144H8ZM47 145V144H46ZM82 145V144H81ZM97 145V144H96ZM105 145V144H104ZM104 145H103V147H104ZM107 146H108V148L109 149H111L110 147H109V145H108V143L106 144ZM120 145V144H119ZM125 145H126V143H125ZM133 145V144H132ZM2 146H3V143H2ZM13 146V145H12ZM18 147H20L19 145H17ZM35 146H37V144H35ZM34 146V147H35ZM43 146V145H42ZM45 146V145H44ZM63 146V145H62ZM76 146V145H75ZM90 146V145H89ZM117 146V145H116ZM127 146V145H126ZM154 145H152V147H153ZM156 146V145H155ZM49 147V146H48ZM51 147H52V145H51ZM54 147H56V146H54ZM53 147V148H54ZM94 147H95V145H94ZM93 147V148H94ZM106 147V146H105ZM115 147V146H114ZM132 147V146H131ZM157 147V146H156ZM210 147H211V145H210ZM25 148V147H24ZM27 148V147H26ZM33 148V147H32ZM38 148V147H37ZM58 148V147H57ZM70 148V147H69ZM75 148V147H74ZM80 148H82V147H80ZM79 148V149H80ZM90 148V147H89ZM98 148H99V146H98ZM107 148V147H106ZM107 148V149H108ZM127 148V147H126ZM134 148V147H133ZM141 148H143V147H141ZM141 148L139 149V150H141ZM146 148V147H145ZM3 149H5V148H3ZM9 149V148H8ZM11 149H12V147H11ZM19 149V148H18ZM23 149V148H22ZM54 149H56V148H54ZM64 149V148H63ZM85 149H86V151H87V148L85 147ZM129 149V148H128ZM136 149V148H135ZM152 149V148H151ZM153 149H154V147H153ZM20 150V149H19ZM50 150V149H49ZM48 150V151H49ZM114 150V149H113ZM130 150H131V148H130ZM134 150V149H133ZM138 150V149H137ZM144 151H145V149H143ZM6 151H7V149H6ZM9 151V150H8ZM26 151H27V149H26ZM31 151V150H30ZM58 151V150H57ZM63 151V150H62ZM94 151V150H93ZM110 151V150H109ZM117 151V150H116ZM122 151V150H121ZM128 151V150H127ZM150 151V150H149ZM158 151H159V149H158ZM4 152V151H3ZM32 152H34V151H32ZM45 152H46V150H45ZM45 152H43V153H45ZM51 152V151H50ZM61 152V151H60ZM71 153H72V151H70ZM102 152V151H101ZM104 152H105V150H104ZM106 152H108V151H106ZM110 152H112V151H110ZM118 152V151H117ZM123 152V151H122ZM130 152H132V151H130ZM147 152V151H146ZM151 152H152V150H151ZM11 153V152H10ZM40 153H42L41 151H40ZM62 153V152H61ZM63 153H65L64 151H63ZM70 153V154H71ZM76 153V152H75ZM81 153V152H80ZM85 153V152H84ZM91 153V152H90ZM98 153V152H97ZM116 153V152H115ZM119 153V152H118ZM134 153V152H133ZM148 153V152H147ZM191 153L192 154H195L196 152L195 151H192L191 150ZM19 154V153H18ZM35 154V153H34ZM33 154V155H34ZM37 154V153H36ZM46 154V153H45ZM81 154H83V152L81 153ZM110 154H112V153H110ZM114 154V153H113ZM117 154V153H116ZM138 154V153H137ZM11 155V154H10ZM13 155V154H12ZM40 155V154H39ZM47 155H48V152H47ZM47 155H45V156H47ZM61 154L59 153V156H60ZM63 155H65V154H63ZM68 155V154H67ZM97 155V154H96ZM125 155V154H124ZM36 156V155H35ZM34 156V157H35ZM50 156V155H49ZM62 156V155H61ZM82 156V155H81ZM95 156V155H94ZM101 156V155H100ZM135 156V155H134ZM241 156V155H240ZM5 157V156H4ZM27 157V156H26ZM33 157V158H34ZM48 157V156H47ZM68 157H70V156H68ZM78 157V156H77ZM97 157V156H96ZM118 157V156H117ZM116 157V158H117ZM121 157H124V156H121ZM120 157V158H121ZM127 157V156H126ZM3 158V157H2ZM33 158H31V160H33ZM39 158V157H38ZM57 158V157H56ZM62 158V157H61ZM73 158V157H72ZM75 158V157H74ZM73 158V159H74ZM79 158H81V157H79ZM83 158H84V156H83ZM102 158H103V156H102ZM113 158V157H112ZM147 158V157H146ZM4 159V158H3ZM35 159V158H34ZM41 159V158H40ZM99 159V158H98ZM114 159V158H113ZM118 159V158H117ZM123 159L124 158H122V161H123ZM127 159H128V157H127ZM126 159V160H127ZM134 159V158H133ZM149 159V158H148ZM152 159V158H151ZM253 159V158H252ZM1 160V159H0ZM17 160V159H16ZM30 160V159H29ZM46 160H47V158H46ZM80 160V159H79ZM95 160H96V158H95ZM136 160V159H135ZM2 161V160H1ZM5 161V160H4ZM35 161V160H34ZM61 161H63V160H61ZM68 161H69V159H68ZM77 161H78V159H77ZM82 161V160H81ZM86 161V159L84 158V160H83V163ZM89 161V160H88ZM91 161V160H90ZM93 161H94V159H93ZM97 161V160H96ZM145 161V160H144ZM143 161V162H144ZM8 162V161H7ZM10 162V161H9ZM33 161H31V163H32ZM37 162H38V159H37ZM41 162V161H40ZM64 162V161H63ZM74 162V161H73ZM76 162V161H75ZM87 162V161H86ZM84 163L83 164V166L85 165V164H87V163ZM99 162V161H98ZM128 162V161H127ZM132 162V161H131ZM130 162V163H131ZM147 162V161H146ZM14 163V162H13ZM12 163V164H13ZM42 163H44V162H42ZM53 163V162H52ZM58 163V162H57ZM78 163V162H77ZM81 162H79V164H80ZM89 163V162H88ZM91 163V162H90ZM93 163V162H92ZM112 163H114V162H112ZM116 163V162H115ZM122 163V162H121ZM34 164V163H33ZM62 164H64V163H62ZM70 164V163H69ZM14 165V164H13ZM31 165V164H30ZM41 165V164H40ZM43 165V164H42ZM49 165V164H48ZM59 165H61V164H59ZM66 165H68V163H66ZM77 165V164H76ZM95 165V164H94ZM99 165H100V163H99ZM121 165V164H120ZM119 165V166H120ZM133 165V164H132ZM2 166H4V165H2ZM1 166V167H2ZM9 166V165H8ZM34 166V165H33ZM51 166V165H50ZM54 166V165H53ZM64 166V165H63ZM79 166H81L82 167V165H79ZM98 166V165H97ZM110 166V165H109ZM113 165H111V167H112ZM136 166V165H135ZM255 166V165H254ZM35 167V166H34ZM46 167H48L47 165H46ZM54 167H56V166H54ZM85 167V166H84ZM91 167V166H90ZM93 167V166H92ZM91 167V168H92ZM116 167H118V165L116 166ZM122 167H124V166H122ZM121 166L119 167V168H122ZM132 167V166H131ZM23 168H25V167H23ZM65 168V167H64ZM70 168V167H69ZM78 168V167H77ZM96 168V167H95ZM113 168V167H112ZM118 168V169H119ZM22 169V168H21ZM35 169V168H34ZM39 169V168H38ZM60 169V168H59ZM61 169H63V168H61ZM72 169V168H71ZM76 169V168H75ZM79 169V168H78ZM82 169V168H81ZM84 169V168H83ZM82 169V170H83ZM87 169V168H86ZM93 169V168H92ZM117 169V168H116ZM129 169V168H128ZM146 169V168H145ZM6 170V169H5ZM24 170V169H23ZM31 170V169H30ZM40 170H42V169H40ZM96 170V169H95ZM95 170H94V172H95ZM103 170V169H102ZM102 170H101V172H102ZM105 170H106V167H105ZM126 170V169H125ZM124 170V171H125ZM2 171V170H1ZM21 171V170H20ZM19 171V172H20ZM26 171V170H25ZM62 171H65V170H62ZM73 171V170H72ZM85 171V170H84ZM83 171V172H84ZM91 171V170H90ZM116 171H118V170H116ZM124 171H122V172H124ZM128 171H130V170H128ZM127 171V172H128ZM141 170H139V172H140ZM5 172V171H4ZM10 172V171H9ZM31 172H33V170H31ZM30 172V173H31ZM35 172V171H34ZM37 172V171H36ZM42 172V171H41ZM57 172V171H56ZM106 172V171H105ZM105 172H104V174H105ZM109 172L111 173V171L109 170ZM7 173V172H6ZM6 173H4L5 175H8V174H6ZM18 173V172H17ZM16 173V174H17ZM21 173V172H20ZM19 173V174H20ZM60 173V172H59ZM129 173V172H128ZM132 173V172H131ZM3 174V173H2ZM13 174H14V171H13ZM41 175H38V177L36 178V177H29V174H28V177L27 176H25V177H23V178H21V177H18V178H21V179H18V180H11V181H9L8 179H7V177H6V179H4L2 182H1V184H0V192H2L4 195H6V199H7V201H6V203H5V205L3 206V207H1L0 208V261H1V259L2 258H4V257H6L7 258V256H9L10 257V255H11V258L10 259H12V264H73V261H74V256L76 255V253L77 252H83V251H85V253L87 252V251H90V252H92V251H94V252H96V251H98L97 252V254H99V257L100 256H102V257H105V254H106V251L108 250V249H110V248H112V246H114L115 244H113V241L114 240H118V235L120 234L121 235V237H120V239L122 240V241H120L119 243H118V245H116L117 246V248L115 249V250H117L118 252H119V249H121L122 250V248H123V243L122 242H124V249H125V252H126V254H129L130 253V251L131 250H133L134 249V247H136V248H138V242L140 241V240H143V239H149V240H151L152 242H153V244H154V249L151 251L152 253H153V251H159L160 253H162L168 246H170V247H176L179 251L182 249V253L183 252H185V253H183V255H189V254H194V253H198V254H200L201 252H203V251H205V252H207L208 251V249L209 248H214L215 249V251H214V253L216 254V256L212 259V258H210V257H207L203 262H202V264H211L212 262H213V264H264V241H257V240H252V241H250V240H248V239H245L244 237H240V238H238V237H235L234 238V236H229L228 234L226 235L225 233H223V232H220V231H210V229H214L213 227H211L210 226V224H207V223H201V222H196V228H195V231H193V232H191V233H186V232H183V231H181V230H178V229H176V228H171V227H169V226H166V225H158V224H156V223H154L153 222V218L151 219L150 217L149 218H145V219H142V226H140V227H138V228H125V227H120L119 226V224H118V222L117 221H114V220H112L111 218H109V217H107V216H104V215H92V214H79V215H77V216H72V217H68V218H66V219H64V220H62L61 219V217H58L57 219H50V220H48L46 223L45 222H41V220L39 219L40 217V215H38L39 214V212L38 211H40V209H41V207L45 204V202H47V201H49V200H52V202L53 203H57L58 202V204H59V201H60V195L62 194H60L58 191H56V190H52L53 192H52V194H50V199H49V197L47 198V196H48V194H49V191H50V183H51V179L53 180V178L52 177H50V176H52V175H54V170H51L50 168H45L44 169V171L42 172V173H40ZM64 174H65V172H64ZM69 174H70V172H69ZM76 174H77V171H76ZM84 174V173H83ZM86 174V173H85ZM95 175V173H93L92 172V175ZM101 174V176H102V173H100ZM112 174V173H111ZM115 174V173H114ZM122 174V173H121ZM125 174V173H124ZM137 175H138V173H136ZM18 175V174H17ZM22 175H23V173H22ZM25 175H26V173H25ZM34 175V174H33ZM62 175V174H61ZM67 175V174H66ZM88 175V174H87ZM90 175V174H89ZM93 175V176H94ZM107 175H108V171H107ZM107 175H106V177H107ZM117 175H119V173L117 174ZM126 175V174H125ZM242 175V174H241ZM24 176V175H23ZM96 176V175H95ZM95 176H94V178H95ZM99 176V175H98ZM105 176V175H104ZM110 176H112V175H110ZM120 176V175H119ZM130 176V175H129ZM135 176V175H134ZM141 177L142 176H144V175H140ZM14 176H12V178H13ZM54 177H56V176H54ZM68 177V176H67ZM78 177V176H77ZM90 176H88V178H89ZM114 177V176H113ZM128 177V176H127ZM130 177H132V176H130ZM129 177V178H130ZM9 178V177H8ZM61 178H63V177H61ZM60 178V179H61ZM99 178V177H98ZM238 178V177H237ZM1 179V178H0ZM15 179H17V176H16V178ZM67 179H69V178H67ZM103 179V178H102ZM102 179H101V181H102ZM105 179H108V178H105ZM104 179V180H105ZM111 179V178H110ZM113 179V178H112ZM115 179V178H114ZM121 179V178H120ZM128 179V178H127ZM126 179V180H127ZM142 179H144V177L142 178ZM2 180V179H1ZM63 180V179H62ZM70 180V179H69ZM78 180V179H77ZM82 180V179H81ZM88 180H90V178L88 179ZM109 180V179H108ZM116 180V179H115ZM118 180V179H117ZM131 180V179H130ZM134 180V179H133ZM138 180H140V177H139V179ZM71 181V180H70ZM69 181V182H70ZM98 181V179H97V177H96V181L95 182H92V184L89 186V184L88 183H86V185L88 184V189L86 190V189H84V190H86L87 192H88V194H87V197L85 198V197H83L84 198V200L83 199H81V198H79L77 195H79V194H77V195H73V194H71V193H69V194H71V196L69 197V200L71 199L73 202H71L70 201V204L71 203H75V204H77L78 206L79 205H81V202H82V204H83V202L84 201H92V200H94V196H96V194H98V192L100 191V184L97 182ZM125 181V180H124ZM129 181V180H128ZM142 181V180H141ZM29 182H34V183H29ZM88 182H90V181H88ZM100 182V181H99ZM112 182V181H111ZM119 182V181H118ZM117 182V183H118ZM122 182V181H121ZM130 182V181H129ZM60 183V182H59ZM101 183V182H100ZM123 183V182H122ZM67 184V183H66ZM65 184V185H66ZM126 184V183H125ZM128 184V183H127ZM54 185H56V184H54ZM58 185V184H57ZM69 185V184H68ZM109 185H111V184H109ZM108 185V186H109ZM120 185V184H119ZM130 185V184H129ZM129 185H127V186H129ZM117 186H118V184H117ZM116 186V187H117ZM120 186H123V184H121ZM125 186V185H124ZM123 186V187H124ZM126 186V187H127ZM138 186H139V184H138ZM54 187H56V186H54ZM87 187V186H86ZM85 187V188H86ZM102 187H103V185H102ZM123 187H121V188H123ZM130 187V186H129ZM128 187V188H129ZM60 188V187H59ZM58 188V189H59ZM68 188V187H67ZM115 188V187H114ZM119 188V187H118ZM125 188V187H124ZM131 188V187H130ZM140 188V187H139ZM52 189H54L53 187H52ZM66 189V188H65ZM71 189L73 190V188L71 187ZM78 189V188H77ZM103 189V188H102ZM105 189V188H104ZM107 189H111V188H108L107 187ZM113 190V189H112ZM132 190V189H131ZM63 191V190H62ZM76 191V190H75ZM104 191H106V190H104ZM118 191H120V190H118ZM127 191V190H126ZM125 191V192H126ZM129 191H130V189H129ZM128 191V192H129ZM138 191V190H137ZM144 191V190H143ZM61 192V191H60ZM64 192V191H63ZM78 192V191H77ZM86 192V193H87ZM111 192H113V191H111ZM128 192H127V194H128ZM131 192V191H130ZM146 192H147V190H146ZM166 192V191H165ZM51 193V192H50ZM65 193V192H64ZM76 193V192H75ZM82 193V192H81ZM109 193V192H108ZM114 193V192H113ZM132 193V192H131ZM135 193V192H134ZM68 194V193H67ZM115 194V193H114ZM117 194V193H116ZM120 194V193H119ZM52 195H53V199H52ZM64 195V194H63ZM73 195V196H72ZM81 195V194H80ZM83 195H84V193H83ZM100 195H102L101 193H100ZM112 195V194H111ZM118 195V194H117ZM121 195V194H120ZM136 195V194H135ZM170 195V194H169ZM60 196V197H59ZM65 196V195H64ZM82 196V195H81ZM104 196V195H103ZM119 196V195H118ZM117 196V197H118ZM131 196H133L134 197V195L132 194ZM140 196L142 197V195L140 194ZM149 196V195H148ZM109 197V196H108ZM115 197V196H114ZM120 197V196H119ZM124 197H125V195H124ZM143 197H144V195H143ZM4 198V197H3ZM62 198V197H61ZM97 198V197H96ZM111 198V197H110ZM127 198V197H126ZM130 198V197H129ZM134 198H136V197H134ZM139 198V197H138ZM151 198V197H150ZM165 198V197H164ZM49 199V200H48ZM86 199V200H85ZM121 199V198H120ZM153 199H155V198H153ZM158 199H160V198H158ZM68 200V201H69ZM114 200V199H113ZM147 200V199H146ZM164 200V199H163ZM166 200V199H165ZM173 199H171V201H172ZM5 201V200H4ZM95 201H97L96 199H95ZM106 201H107V199H106ZM117 201V200H116ZM130 201V200H129ZM128 201V202H129ZM134 201V200H133ZM140 201V200H139ZM153 201V200H152ZM1 202V201H0ZM2 202H3V200H2ZM51 202V203H52ZM61 202V201H60ZM148 202V201H147ZM50 203V202H49ZM50 203V204H51ZM91 203V202H90ZM97 203V202H96ZM124 203H125V201H124ZM133 203V202H132ZM1 204H3V203H1ZM64 204H65V199H64ZM63 204V205H64ZM68 204V203H67ZM86 204V203H85ZM89 204V203H88ZM151 204V203H150ZM153 204V203H152ZM163 204V203H162ZM87 205V204H86ZM117 205V204H116ZM124 205V204H123ZM133 205V204H132ZM156 205V204H155ZM72 206H73V204H72ZM94 206H96L95 204H94ZM157 206V205H156ZM160 206V205H159ZM61 207V206H60ZM86 207H88V206H86ZM117 207H119V206H117ZM162 207H164V206H162ZM57 208V207H56ZM59 208V207H58ZM62 208H63V206H62ZM62 208H60V210L62 209ZM76 208V207H75ZM82 208V207H81ZM89 208H91V207H89ZM88 208V209H89ZM104 208V207H103ZM156 208V207H155ZM112 209V208H111ZM159 209V208H158ZM52 211H53V209H51ZM91 210V209H90ZM96 210V209H95ZM101 210V209H100ZM117 210V209H116ZM126 210H127V208H126ZM135 210V209H134ZM144 210V209H143ZM171 210V209H170ZM44 211V210H43ZM104 211H105V209H104ZM123 211H125V210H123ZM123 211H121V212H123ZM133 211V210H132ZM162 210H160V212H161ZM163 211H164V209H163ZM166 211V210H165ZM49 212V211H48ZM51 212V211H50ZM62 212V211H61ZM119 212V211H118ZM127 212V211H126ZM142 212V211H141ZM144 212V211H143ZM262 212H264V208L263 207H261V208H259V206L258 207H255V208H253V214L255 215V216H259V215H261L262 214ZM60 213V212H59ZM58 213V214H59ZM111 213H113V212H111ZM131 213V212H130ZM133 213H134V211H133ZM132 213V214H133ZM166 213V212H165ZM171 213V212H170ZM42 214V213H41ZM44 214V213H43ZM48 214V213H47ZM118 214H120V213H118ZM126 214V213H125ZM124 214V215H125ZM53 215V214H52ZM127 215V214H126ZM125 215V216H126ZM173 215V214H172ZM251 215V214H250ZM43 216V215H42ZM61 216V215H60ZM116 216V215H115ZM121 216H123V215H121ZM128 217H132L133 215H127ZM126 216V217H127ZM149 216V215H148ZM153 216V215H152ZM167 216V215H166ZM63 217V216H62ZM155 217V216H154ZM176 217V216H175ZM179 217V216H178ZM183 217V216H182ZM160 218V217H159ZM43 219V218H42ZM47 219H49L48 217H47ZM126 219V218H125ZM127 219H129V218H127ZM126 219V220H127ZM131 219V218H130ZM184 219V218H183ZM132 220H134V219H132ZM158 221V220H157ZM185 221V220H184ZM187 221V220H186ZM132 223H134V222H132ZM159 223V222H158ZM161 223V222H160ZM186 223V222H185ZM162 224V223H161ZM36 227V226H38L39 227V230H40V232H38V233H34V230H33V227ZM34 227V228H35ZM10 228H16V229H18L19 231H20V237H19V239L17 240V241H15L16 239H14V237H16V236H14L13 238H12V236L13 235H9V234H7V233H5V232H2V231H5L6 229H10ZM180 229V228H179ZM209 232V233H208ZM83 235H86V236H88V237H90V239H91V241H92V243H90V244H92L90 247H87V248H83V244L81 245L82 246V250L79 248V243H80V241H81V236H83ZM105 235H109V239L108 240H104V236ZM16 238H18V237H16ZM15 241V242H14ZM90 241V240H89ZM22 243V245L20 246V248L17 250V251H7V248L8 247H10V245H12V244H21ZM82 243V242H81ZM88 243V242H87ZM86 243V244H87ZM191 248H192V250H191ZM11 249V248H10ZM86 249V250H85ZM5 251H7V252H5ZM11 252H13V253H11ZM85 253H83V254H85ZM131 255H132V253H130V255H128V257H129V259L131 258ZM86 256V255H85ZM92 256V255H91ZM8 257V258H9ZM5 258V259H6ZM79 258V257H78ZM185 259V258H184ZM188 259V258H187ZM7 260V259H6ZM78 260H80V259H78ZM82 260V259H81ZM85 260V259H84ZM196 260V259H195ZM8 261H10L9 259H8ZM123 261V260H122ZM80 262V261H79ZM87 262V261H86ZM189 262V261H188ZM198 262V261H197ZM10 263V264H11ZM81 263L83 264V262L81 261ZM136 263V262H135ZM2 264V263H1ZM7 264V263H6ZM86 264V263H85ZM91 264V263H90ZM104 264V263H103ZM138 264H147V258H146V256L144 255L143 257H140L139 258V260H138Z\"/></svg>",
  "mask_w": 264,
  "mask_h": 264
}]
</instances>
